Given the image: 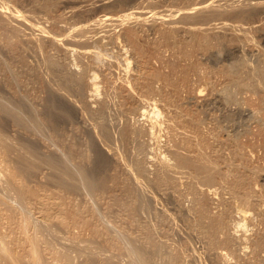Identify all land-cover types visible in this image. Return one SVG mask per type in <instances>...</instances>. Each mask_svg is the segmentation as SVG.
Listing matches in <instances>:
<instances>
[{
  "label": "rangeland",
  "instance_id": "obj_1",
  "mask_svg": "<svg viewBox=\"0 0 264 264\" xmlns=\"http://www.w3.org/2000/svg\"><path fill=\"white\" fill-rule=\"evenodd\" d=\"M206 1V0H205ZM208 1V0H207ZM211 1V6H210V9L207 8L206 11H211L213 12L212 10H215L217 13L216 14H212L210 15L209 17H207V19H204V20H208L209 18V26L211 27V25L214 27V29H219L218 31V35L214 32V31H210L211 32H214L213 34L216 35V36H213V35H209V36H213L214 38H211L210 37V40L209 39H206L203 37L202 34H199L200 31L197 29V26H195L194 24H192L193 26L190 28H188L190 25L187 23V21L184 19L183 15L181 14L182 13V10L186 9L188 10L190 7H193V5H196V3L198 4L199 2H204V0H0V7L3 9L0 10V102L2 101L3 104H5L6 106L10 107L11 109H13L15 112H17L19 114V116H21V118L23 119V121L26 123L27 127H28V136L30 135V137L32 136L33 138H36L37 141L39 142V145H40V149H42L41 151H45V152H55V153H58V154H61L62 152H64V149H63V146L67 145L68 143L70 144H75L79 149L82 148L83 151H84V156H89L90 158V155H91V146L89 144V141H85L86 140V133H87V130H94V131H97L98 130V119L99 117L103 118L101 119L102 121H104L105 123H108L107 125L109 126V129H111V131L109 130V133H111L110 135H113L111 138L112 142H110V145H111V149L113 151V155L111 156V160H109V163L107 164V166L105 167V171L108 172V173H105L107 175H105L106 177V182H105V186L107 188L104 189V187L102 189H100L101 191L96 193L95 197L93 198L91 195H88L90 192L87 191V189L85 187H81L79 191H81L82 193L84 192L85 194H88L84 195L80 192H73V191H68L66 190L65 188L63 187H60V186H57L55 185V183L51 182L50 179H49V174L50 173H58L60 174V171H62L59 167L57 166H52L50 164H48V162H46L45 160L43 159H39L37 158V160L39 161V164H40V168L38 169L37 171V175H35L34 177H32V179L26 181V185L29 186V187H33L34 188V192L35 193H28V196L26 195L25 197V206L23 205V203H20L18 202V198L15 196V186H20V184L22 185L23 184V181L20 180L21 178H19L18 175H16L14 177V175H12V169H13V166H11V164L13 165V161L11 160V157H5L7 159L4 160V156H0V194H5L6 197H7V201H8V204H4L1 202L0 200V239L4 245L6 244L7 246H5L9 251L7 253H9L11 251L12 252H16L17 254L21 255L20 257H22V261L23 259L26 258V260H24L26 262V264L28 263V245L30 243V239L35 237H37V243H38V248L40 249V254L44 253V256L41 254L42 258L43 259H46V260H43L45 263L48 262V264H81L82 263V260H84L87 256V254H93L91 256H94V258L96 259L97 258V262L99 264H138L133 253L130 251V249H128V246H127V242H129V237H131V239L133 238V240L135 239V241L138 239L139 240V244L141 245H146L145 247H155V245L157 243L158 246H159V250L155 251L152 255V261L153 263L152 264H225L224 261L226 262V264H264V244H260L259 246V243L261 242L258 241L259 239V236H261L262 234H264V179H261L259 176H260V173L264 174V98H261L264 96V86L262 85V83H264V79H262V81H260L261 79L257 80L258 81V85L261 84V88H259V86L255 87V88H239L235 85H231V88L229 87V89L231 90H228V92H223V88L227 85L228 81H230V78L233 73H241L242 70L240 69H236L234 68V70H231L229 69V67L232 68V66H229V65H232L234 64V61H237L239 59H246L245 61L246 62H250V63H247V69L250 67V68H255V67H258L261 63V60L259 61L260 59V56H259V49L261 48L262 50H264V27H261V26H264V10L262 8V6H260V4H262L261 2L263 0H260L261 2H259L260 4H258L257 0H209ZM215 4H214V2ZM218 1V2H217ZM231 1V2H230ZM249 1V2H248ZM5 2V3H3ZM195 2V3H194ZM213 2V3H212ZM235 2V3H234ZM239 2V3H237ZM254 2V3H252ZM255 2L257 3V5H255ZM223 3V4H222ZM225 3V4H224ZM226 3L228 4V6L226 5ZM230 3V5H229ZM232 3V4H231ZM234 3V4H233ZM250 3V5L248 4ZM6 4V6H5ZM221 4V5H220ZM5 7H4V6ZM8 5V6H7ZM10 5V6H9ZM155 5V6H153ZM226 5V6H225ZM236 5V6H235ZM240 7H239V6ZM14 8H13V7ZM151 6V7H150ZM158 6V7H157ZM166 6V7H165ZM183 6V7H182ZM188 8H187V7ZM216 6V7H219L218 8H215L213 9V7ZM221 6H223L222 8L225 10H223L221 8ZM230 6V7H229ZM235 6L234 8H238L239 10L240 9H249L253 14H251V16L249 15V17L247 16V18H241L242 16H239L236 15V13H234V11H238V9H233L232 7ZM238 6V7H237ZM251 6V7H250ZM259 8H258V7ZM6 7H10V8H6ZM133 7V8H132ZM139 7L142 9L145 10V8L147 10L145 11H148L151 9H153V7H155V10L157 8V11H163L164 12H173L174 10L178 11L177 13H175L174 11V16H173V20L170 19V20H160V19H157V18H153L152 16H150L151 12L148 13L147 15V18L145 22L143 23H140V21H135L132 16H129L131 18H127L126 22L124 21L123 23L119 24V25H115V24H111V30L114 32H107L108 33V37H107V34L105 33L106 31H109L110 30V27L106 26L107 24L105 23V26L102 22L99 23V21L96 20L97 18V15L99 16L100 13H104L102 12L103 10L107 11L106 13H113V15L115 14V11L118 13L117 16H119L120 14H122V11L124 10V12L126 13V11L130 12V10H135V9H139ZM167 11H166V9ZM186 7V8H185ZM226 7V8H225ZM242 7V8H241ZM244 7V8H243ZM257 7L256 9L253 10V8ZM163 8V9H162ZM170 8V10H169ZM172 8V9H171ZM175 8V9H174ZM177 8V9H176ZM182 8V9H181ZM212 8V9H211ZM5 9V10H4ZM18 10V13H22V17H23V20L24 23L21 24V22H18L17 19L15 18H11V16L9 15L11 13V10ZM121 9V10H119ZM123 9V10H122ZM209 9V10H208ZM229 9V10H228ZM9 10V11H8ZM12 10V11H13ZM119 10V11H118ZM173 10V11H171ZM233 10V12H232ZM248 10V11H249ZM4 11L5 14H4ZM109 11V12H108ZM121 11V12H120ZM190 12L193 13L194 11V15L195 14H198V12L196 13V11L192 8L189 9ZM220 11V12H219ZM222 11L224 13H222ZM230 11V12H229ZM258 13H257V12ZM262 11V12H261ZM7 12H10V13H7ZM123 12V14H124ZM167 12V13H168ZM169 12V13H170ZM219 12V13H218ZM99 13V14H98ZM226 13V14H225ZM254 13L256 14L255 17L253 16ZM95 16H93V15ZM220 17H219V15ZM232 14V15H231ZM261 16H260V15ZM25 15V16H23ZM92 17H91V16ZM116 15V14H115ZM114 15V16H115ZM180 15V16H179ZM182 15V16H181ZM193 14H191L192 16ZM229 15V16H228ZM236 17H235V16ZM122 16V15H120ZM119 16V17H120ZM150 16V17H149ZM232 16V17H231ZM253 16V17H252ZM263 16V17H262ZM9 17V18H8ZM21 17V18H22ZM116 17V16H115ZM117 17V18H119ZM153 19H152V18ZM183 17V19H182ZM224 17V18H223ZM227 17V18H225ZM238 17V18H237ZM257 17V18H256ZM6 18V19H5ZM35 18V19H34ZM89 18V20H88ZM93 20H92V19ZM121 18V17H120ZM149 18V19H148ZM215 18V20H214ZM221 18V19H220ZM233 18V20H232ZM237 18V19H236ZM241 18V19H240ZM253 18V19H252ZM260 18V19H259ZM11 19V20H10ZM13 19V21H12ZM32 19V20H31ZM85 19V20H84ZM131 19V21H130ZM155 19V20H154ZM157 19V20H156ZM180 19V20H179ZM240 19V20H239ZM36 20V22H35ZM40 20V21H38ZM80 20V21H79ZM95 20V21H94ZM130 22H129V21ZM150 20V21H149ZM172 20V21H171ZM177 20V21H176ZM201 20V19H199ZM203 20V19H202ZM219 20V21H218ZM222 20V23H226L225 25H229L230 26V23H231V20L232 22L234 21L235 25L237 24H241L243 25L245 28L246 27H251L252 31L251 32H248L247 34L250 36L249 33H252L253 31V34L251 37L252 40H250L251 42H247L248 40V35L245 36L244 38L241 37V36H236V34L233 33L232 35V32L231 30H229V27H221L223 26L222 24L219 25L218 22L220 23V21ZM229 20V24H228V21ZM237 20V21H236ZM247 20V21H246ZM251 20V21H250ZM80 23H79V22ZM91 21V23H90ZM94 21V23L92 22ZM135 21V23H133ZM157 21V22H156ZM184 21V22H183ZM186 21V22H185ZM218 21V22H217ZM224 21V22H223ZM226 21V22H225ZM241 21V23L239 22ZM28 22V23H27ZM141 24L142 25V28L141 26L138 24ZM172 22L174 24L173 27V30H170L168 28V23ZM179 22V23H178ZM185 25H188L186 26L188 29L186 31V28L185 26H181L182 24ZM211 22V23H210ZM215 22L217 23L216 25ZM248 22V23H247ZM27 23V24H25ZM41 23V24H40ZM99 23V24H97ZM133 23V24H132ZM153 23V24H151ZM158 23V24H157ZM180 24V25H177V24ZM234 23L231 25H234ZM237 23V24H236ZM246 23V24H245ZM253 25L254 28L256 29H253V26L250 25ZM9 24V26H8ZM24 24V26H23ZM32 26H31V25ZM73 24H76L73 25ZM86 24V26H85ZM90 24H93V26H91ZM100 24L103 26L101 27ZM126 24V25H125ZM136 24V25H135ZM143 24L145 25L143 26ZM164 24V25H163ZM168 24V25H167ZM176 24V25H175ZM249 24V25H247ZM11 25V26H10ZM35 25V26H34ZM60 25V26H59ZM64 25V26H62ZM66 25V27H65ZM71 25V26H70ZM80 25V26H78ZM82 25H84L85 27H83ZM89 25V26H88ZM98 27H97V26ZM150 25V26H149ZM164 27H162V26ZM167 25V26H166ZM220 28H219V26ZM247 25V26H246ZM29 26V27H28ZM37 26V27H36ZM68 26V28H67ZM74 26V28H73ZM83 29H76V27H81ZM91 26V27H90ZM94 26H96L94 28ZM116 26V28H115ZM125 26V27H123ZM155 26V27H154ZM184 27V31L183 29H180V27ZM217 26V27H216ZM8 27H11L9 29H7ZM46 27V28H45ZM67 30H65L64 29ZM93 27V28H92ZM105 27V28H104ZM109 29H107V28ZM121 27V28H120ZM133 27V29H132ZM138 27V28H137ZM157 27V28H156ZM167 27V28H166ZM211 27V28H213ZM35 28V29H34ZM37 28H39V31ZM44 28V29H43ZM58 28H60L58 30ZM70 28V29H69ZM89 30H88V29ZM98 28L102 29V30H99ZM126 30L127 28V31H131L134 35L135 40L137 41L138 43V46L140 47V50H138L137 48H134V46H132V43H128V39L125 38V36H123L121 33L123 31H125L124 29ZM135 28V29H134ZM146 28H149V29H144ZM162 30H160V29ZM166 30H164V29ZM178 28V29H177ZM227 28V30H226ZM33 29V30H32ZM72 29V30H71ZM93 29V30H91ZM197 29V30H196ZM220 29H223L225 30L223 32V30L221 31ZM261 29V30H260ZM13 30V31H11ZM37 30V31H36ZM44 30V31H43ZM49 30L51 32H49ZM85 30V31H84ZM89 31V32H86V31ZM106 30V31H105ZM115 30V31H114ZM119 30V31H118ZM137 30V31H136ZM142 32H141V31ZM150 30V31H149ZM175 30V31H174ZM8 31V32H7ZM32 31V32H30ZM97 31V32H96ZM122 31V32H121ZM151 31H154V32H151ZM162 33H161V32ZM165 31V32H164ZM172 31V34L170 36H167L169 35V32L171 33ZM199 31V32H198ZM227 31V33H225ZM229 31V32H228ZM15 32V33H13ZM45 32V33H43ZM55 32V34L57 35V37H61L64 42L62 41V39L60 38V42L61 43H58L59 45H52L50 43H47V40H42V38H40V34L43 33V34H48V35H53V33ZM71 32H73L75 35H73ZM78 32V33H76ZM84 32V33H83ZM93 32V33H92ZM139 32V33H138ZM141 32V33H140ZM145 32V34H144ZM149 32V33H148ZM184 32V33H182ZM191 32V33H190ZM198 32V35H195L197 34ZM263 32V33H262ZM13 33V34H12ZM38 33V34H37ZM51 33V34H50ZM62 33V34H61ZM68 33V34H66ZM71 33V34H70ZM91 35H90V34ZM98 33V35H97ZM101 35H100V34ZM105 34L106 37H104L103 35ZM119 33V34H118ZM143 33V34H142ZM178 33V34H177ZM187 33V34H186ZM222 33V34H221ZM10 34V36H9ZM15 34V35H14ZM35 34V35H34ZM60 34V35H58ZM78 34V35H77ZM85 34V35H84ZM138 34V35H137ZM149 34V35H148ZM160 36H159V35ZM166 34V35H165ZM175 34V35H174ZM183 34V35H182ZM226 34V35H225ZM17 35V36H16ZM33 37H32V36ZM39 35V37H37ZM55 35V36H56ZM137 35V36H136ZM141 35V36H140ZM225 35V36H224ZM7 36H9L7 38ZM30 36V37H29ZM68 36V37H66ZM73 36V38H80L79 40L81 41V36L83 41L81 42H78V43H74L76 46H74V44H71V43H67L66 40H69L71 39ZM78 36V37H77ZM97 36V37H96ZM116 36V39L114 38ZM143 36V37H142ZM149 36V37H148ZM163 37L162 39L161 38H158L162 41H159L157 38L155 37ZM166 36V37H165ZM172 36V37H171ZM182 36V37H181ZM188 36V37H187ZM191 36V37H189ZM200 36V37H198ZM222 36V37H221ZM230 36V37H229ZM256 36V37H254ZM12 37V38H11ZM15 37V39H14ZM17 37V38H16ZM32 37V38H31ZM66 37V38H64ZM85 37V38H84ZM93 37V38H92ZM101 37V38H100ZM142 37V39H141ZM171 37V38H170ZM204 38L201 39V38ZM220 37V38H219ZM247 37V38H246ZM19 38V39H18ZM23 38V39H22ZM38 38V39H36ZM100 38V39H99ZM104 38V39H103ZM125 38V39H124ZM173 38V39H172ZM180 38V39H179ZM196 40H195V39ZM197 38H199V40H197ZM207 38V37H206ZM228 38V40H226ZM241 42H240V40ZM250 38V39H251ZM255 38V40H254ZM7 39V40H6ZM22 39V41H21ZM25 39V40H24ZM37 40V42L35 40ZM106 39V40H105ZM140 41H139V40ZM148 39V40H147ZM154 39V40H153ZM186 39V40H185ZM190 39V40H188ZM193 41H192V40ZM213 39L215 40V43L213 41ZM234 39H237L234 41ZM24 40V41H23ZM27 40V41H26ZM98 40V41H97ZM101 40V41H100ZM115 40V41H114ZM150 40V41H149ZM178 40V41H177ZM186 42H185V41ZM218 40V41H217ZM220 40V41H219ZM6 41V42H4ZM13 41V42H12ZM31 41H34L35 42V45L34 43H32ZM118 41V42H117ZM124 41V42H123ZM152 41V42H151ZM159 41V42H158ZM166 43H165V42ZM170 41V42H169ZM202 43H201V42ZM206 41V42H205ZM222 41V42H221ZM239 41V42H237ZM245 41V42H244ZM249 41V40H248ZM12 42V43H11ZM58 42V40H57ZM66 42V43H65ZM85 42V44H84ZM90 42V43H88ZM109 42V43H108ZM118 43L117 45L115 43ZM123 42V43H122ZM146 42V43H145ZM158 42V43H156ZM161 42V43H160ZM173 44H172V43ZM179 42V43H178ZM190 42V43H189ZM209 42V43H207ZM225 42V43H224ZM235 42V43H234ZM10 43V44H9ZM21 43V44H20ZM29 43V44H28ZM32 43V44H31ZM38 43V44H37ZM44 43V44H43ZM69 47V49H73V51H70L69 52L65 51L66 49L68 50L67 47H65V50L63 51L62 50V47L64 49V46H66L65 44ZM81 43V44H80ZM149 43V44H148ZM156 43V44H155ZM176 46H175V44ZM181 43V44H180ZM193 43V44H192ZM199 43H200V46H199ZM214 43V44H213ZM218 43V44H217ZM221 45H220V44ZM227 43V44H226ZM244 43V44H242ZM247 43V45H246ZM5 46H4V45ZM9 44V45H7ZM11 44H13V46H11ZM16 44V45H15ZM24 44V45H22ZM41 44V45H39ZM47 44H50L47 46ZM61 44H63V46H61ZM80 44V46H79ZM88 44V46H86ZM108 44V45H106ZM145 44V46H141V45ZM169 44V45H168ZM179 44V46H178ZM185 46H184V45ZM192 44V45H191ZM213 46H211V45ZM217 44V46H216ZM240 44V45H239ZM35 46V48L33 46ZM43 45V47H41ZM73 45V46H72ZM83 45V46H81ZM112 47H111V46ZM114 45V46H113ZM123 45V47H122ZM154 45V47H153ZM156 45V46H155ZM165 45V46H164ZM204 45V47H203ZM207 45V46H206ZM234 45V46H233ZM236 45L238 47H236ZM243 45V46H242ZM257 45V46H256ZM260 45V46H258ZM4 46V47H3ZM11 46V47H10ZM39 46V47H38ZM59 46V47H58ZM61 46V48H60ZM88 47L87 49L86 48H82V47ZM118 48H117V47ZM164 48V49H161L159 47ZM164 46V47H163ZM202 46V47H201ZM227 46V47H226ZM232 46V47H230ZM241 46V47H240ZM255 46V47H254ZM26 47V48H25ZM29 47V48H28ZM45 47V48H44ZM72 47V48H71ZM77 47V48H76ZM111 47V48H110ZM127 47V48H125ZM143 47V48H142ZM175 47V48H174ZM178 47V48H177ZM193 47V48H192ZM243 47V49H242ZM246 47V48H245ZM256 47H258L257 49L259 51H257ZM8 48V49H7ZM33 48V49H32ZM58 48H60L58 50ZM82 48V49H81ZM114 48V50H113ZM120 48L122 49V51H120ZM134 48V49H132ZM146 48V49H144ZM170 48V49H169ZM185 48V49H184ZM199 48V49H198ZM206 48V50H205ZM225 48V49H224ZM240 48V49H239ZM249 48V49H248ZM254 50H253V49ZM36 49V50H35ZM38 49V50H37ZM52 49V51H51ZM78 49V50H77ZM89 49V50H88ZM153 49V51H151ZM158 53H157V51ZM167 49V50H166ZM178 51H176V50ZM182 49V50H181ZM190 49V50H189ZM194 49V50H192ZM198 49V50H197ZM224 49V50H223ZM12 50V51H11ZM22 50V52H21ZM30 50V51H29ZM43 50V51H42ZM81 50V51H80ZM87 50L86 53H80V52H83V51ZM130 52H128V51ZM146 50V51H145ZM156 52H155V51ZM170 50V51H169ZM188 54H186L184 51ZM200 50H201V53H200ZM215 50V51H214ZM256 50V51H255ZM8 51V52H7ZM18 51V52H17ZM41 51V52H39ZM49 51V52H48ZM76 51H79V52H76ZM125 51V52H124ZM132 51V52H131ZM136 51H139L138 53ZM142 51V52H141ZM162 51H166L165 53L162 52ZM174 51V53H173ZM189 51V53L187 52ZM194 51V52H193ZM220 51V52H219ZM228 51V52H227ZM246 53H244V52ZM251 51V53H250ZM21 52V54L19 53ZM27 52V53H26ZM38 52V53H37ZM45 52V53H44ZM66 52V54L64 53ZM75 52V53H74ZM119 52L120 55H119ZM127 52V53H126ZM161 52V54L159 53ZM255 52V53H254ZM35 55H34V54ZM54 53V54H53ZM70 53H71V56H70ZM73 53V54H72ZM80 53V54H79ZM126 53V54H125ZM141 53V54H140ZM152 53V54H151ZM181 53V54H180ZM204 53V55H203ZM206 53V54H205ZM208 53V54H207ZM218 53V54H217ZM233 53V54H232ZM235 53V54H234ZM243 53V54H242ZM257 53V54H256ZM46 55V57L44 55ZM68 54V55H67ZM79 54V55H77ZM131 54V55H129ZM137 54V56H136ZM153 55V56H149V55ZM179 54V55H178ZM192 54V56H191ZM195 54V55H194ZM252 54V55H251ZM254 54V55H253ZM30 55V56H29ZM54 55V56H53ZM65 55V56H64ZM73 55V56H72ZM82 55V56H81ZM126 55V56H125ZM139 55V56H138ZM146 55V56H145ZM154 55H156L154 57ZM161 55H162V58H161ZM168 55V57H167ZM172 55V56H171ZM187 55V56H186ZM194 55V56H193ZM202 55V56H201ZM216 55V56H215ZM245 55L247 56V58L245 57ZM10 56V57H9ZM24 56V57H23ZM26 56V57H25ZM34 56V57H33ZM41 56V58H39ZM44 56V57H43ZM50 56V57H48ZM128 56V57H127ZM131 56V57H130ZM149 56V57H148ZM165 56V57H164ZM189 56V57H188ZM196 56V57H195ZM199 56V57H198ZM205 58H204V57ZM14 57V58H13ZM19 57V58H18ZM53 57V59H52ZM57 57V59H56ZM64 57V58H63ZM78 59L76 60L75 58ZM126 57V58H124ZM164 57V58H163ZM201 57V58H200ZM240 57V58H239ZM252 57V58H251ZM7 58H11L13 60H9ZM27 58V59H26ZM41 60H39V59ZM49 58V59H48ZM66 58V59H65ZM86 58V59H85ZM130 58V59H129ZM133 58V59H131ZM135 58V60H134ZM143 58V59H142ZM151 58V59H150ZM154 58V59H153ZM172 58V59H171ZM182 58V59H181ZM191 58V59H190ZM198 58L200 61H198ZM233 58V59H232ZM237 58V59H236ZM259 58V59H258ZM20 59V61H19ZM44 59V60H42ZM45 59H47L46 61L52 59L53 61L50 60V62H44ZM90 59V60H89ZM146 59V60H145ZM175 59V60H174ZM197 59V60H196ZM231 59V60H230ZM251 59V60H250ZM62 60V61H61ZM73 60V61H71ZM155 60V61H154ZM163 60V61H162ZM168 63H166L165 62ZM170 60V61H169ZM179 60V61H177ZM186 60V61H185ZM190 60V61H189ZM192 60V61H191ZM195 60L197 62H195ZM42 61L44 62V64L46 63V67L43 66L41 63ZM57 63H56V62ZM61 63H60V62ZM64 61V63H63ZM68 63H66V62ZM72 63H71V62ZM126 61V62H125ZM147 61V62H146ZM158 61V63H156ZM181 61V62H180ZM194 61V63H192ZM232 63H230V62ZM256 64H253L255 63ZM13 62V63H11ZM27 62V63H25ZM30 62V64H29ZM41 62V63H40ZM51 62L55 64V66H57V71L54 70L51 68ZM59 62V63H58ZM81 62V63H80ZM94 62V63H93ZM125 62V63H124ZM130 62V63H129ZM152 62V63H151ZM159 62H162V63H159ZM172 62V63H171ZM179 62V64H178ZM184 62V63H183ZM199 62V63H198ZM229 62V63H228ZM34 63V64H33ZM39 63V65H38ZM76 66H75V64ZM84 63V65H83ZM86 63V64H85ZM145 63V64H144ZM164 63V64H163ZM191 63V64H190ZM196 63V64H195ZM22 64V65H20ZM28 66H27V65ZM90 64V66H88ZM126 66H125V65ZM133 64V65H132ZM162 64V65H161ZM194 64V65H192ZM203 65L200 67V65ZM252 64H253V67H252ZM17 65H18V68H17ZM36 68H35V66ZM48 65V66H47ZM61 65V68L60 66ZM87 65V66H86ZM146 65V66H145ZM170 67V68H168ZM179 65V66H178ZM182 67H181V66ZM196 65V67H195ZM2 66V67H1ZM20 66V67H19ZM27 66V67H25ZM31 66V67H30ZM64 66V67H63ZM69 66V67H68ZM92 66V67H91ZM98 66V67H97ZM129 66V69L128 68H124V67H127ZM133 66V67H132ZM152 66V67H150ZM163 66V67H162ZM166 68H165V67ZM189 68H188V67ZM199 66V67H198ZM229 66V67H228ZM33 67V68H32ZM50 67V69H49ZM72 67V68H71ZM75 67H78V68H75ZM86 67V68H85ZM132 67V68H131ZM144 69H143V68ZM159 67V68H157ZM179 67V68H178ZM181 67V68H180ZM195 67V68H194ZM227 67V68H226ZM22 68H24L23 70H21ZM44 69V72L43 70L41 69ZM61 70H59V69ZM69 68V69H68ZM71 68V69H70ZM92 68V70H91ZM95 68V69H94ZM149 68V69H147ZM151 68V69H150ZM162 68V69H161ZM183 68V69H182ZM34 71H33V70ZM40 69V70H39ZM95 71H94V70ZM126 69V70H125ZM133 69V70H132ZM158 71V73L156 74V70ZM175 69V70H174ZM192 69V70H191ZM199 69V70H198ZM208 69V70H207ZM223 69V70H222ZM230 71L231 72V76H230ZM13 70V71H12ZM37 70V71H36ZM40 72H39V71ZM51 70V72H50ZM59 70V71H58ZM66 73H73L75 74L76 72V75L80 76L81 78H85L83 79L84 83L82 82V92L79 94L77 93L76 94V91L75 89H73V93L77 96H75L72 91L70 93H72L75 101H73L72 99H70L72 101V103L74 102L75 104L77 103V106H75V110L77 109H80L79 110V113H78V110L77 112L74 111V112H71L72 115L74 116L75 112V116L71 118V121L69 123H67V125H64L63 127V139L62 141L60 140V142H58L55 137H52L53 135L51 134V130L50 128L48 127V125L44 122V120H42V114H41V111L40 109L42 108V102H43V97L45 95V92H44V89L42 88V85L41 84H44L45 87L48 85H46V82L49 81V86H51L52 88H54L53 90L56 89L57 90H63L61 89V86H60V83L59 86L56 88V82L59 81L58 77L59 75L62 73H60V71H63ZM68 70V71H67ZM77 70V71H76ZM85 70V71H84ZM100 70V71H99ZM142 70V71H140ZM173 70L175 72H173ZM179 70V71H178ZM201 70V71H200ZM202 70H205V71H202ZM221 70V71H220ZM36 71V73H35ZM48 71V72H47ZM54 74H53V72ZM71 71V72H70ZM92 71V72H91ZM105 73H104V72ZM147 71H150V72H147ZM162 71V72H161ZM169 71V72H168ZM183 71V73H182ZM210 71V72H208ZM219 71V72H218ZM234 71V72H233ZM20 74H19V73ZM28 72V73H27ZM31 72V73H30ZM39 72V73H37ZM43 74H40L42 73ZM50 72V75H48V73ZM58 72V73H57ZM79 72V74H77ZM83 74V77H82V74ZM136 72V73H135ZM141 72V73H139ZM155 74H154V73ZM185 72H186V75H185ZM201 72V73H200ZM217 72V73H216ZM227 72V74L225 73ZM233 72V73H232ZM35 73V74H34ZM60 73V74H59ZM91 73H93V79L94 77H96V81H95V85L93 86V88L91 89L89 86V84H86V78H89ZM97 76H96V74ZM126 73V74H125ZM134 73V74H133ZM143 73V75H141ZM152 73V74H149ZM170 73V74H168ZM172 73V74H171ZM181 73V74H180ZM191 73V74H190ZM207 75H206V74ZM216 73V74H215ZM219 73V74H218ZM225 73V75H224ZM17 74V75H16ZM29 74H31L29 76ZM40 74V75H39ZM57 77H56V75ZM81 74V75H80ZM95 74V75H94ZM102 76V77H100ZM132 74V75H130ZM160 74V75H159ZM212 74V75H211ZM16 75V76H15ZM28 75V76H27ZM48 75V77H47ZM55 75V76H54ZM89 75V77H88ZM107 75V76H105ZM135 75V76H133ZM156 75V76H154ZM163 75V76H162ZM167 75V76H166ZM177 75V76H176ZM182 75V77H181ZM220 75V76H219ZM229 75V76H228ZM23 76V78H22ZM25 76V77H24ZM46 76V77H45ZM87 76V77H86ZM113 76V77H112ZM122 76V77H121ZM130 76V77H128ZM137 76V77H136ZM140 76V77H139ZM144 76V77H143ZM193 76V77H192ZM214 76V78H213ZM29 79H28V78ZM50 78H54L55 80L53 81L52 80H49L46 81V79ZM139 77V78H138ZM151 77V79H150ZM154 77H156L157 79H154ZM164 77V78H163ZM170 77V78H169ZM180 77L182 79H180ZM211 77V78H210ZM219 77L221 79H219ZM229 80H228V78ZM22 78V79H21ZM28 80H27V79ZM32 78V79H31ZM37 78V79H36ZM45 79V80H42ZM128 78V79H126ZM167 78V80H166ZM172 78L174 80H172ZM177 78V79H176ZM204 78V79H203ZM206 78V80H205ZM104 79V80H102ZM126 79V80H125ZM138 79V80H137ZM180 79V81H179ZM187 79V81H186ZM189 79V80H188ZM193 79V80H192ZM214 79V81H213ZM223 79V80H222ZM4 80V81H3ZM23 80V81H22ZM37 80V81H36ZM142 80V81H141ZM154 80V81H153ZM182 80V81H181ZM197 80V81H196ZM200 80V81H199ZM222 80V81H221ZM225 80V81H224ZM228 80V81H227ZM40 81V82H39ZM42 81V82H41ZM53 81V82H51ZM101 81V82H100ZM110 81V82H108ZM121 81V82H120ZM133 83H132V82ZM137 81V82H136ZM160 81V82H159ZM164 81V83L162 82ZM167 81H169L168 83H166ZM172 81V82H171ZM178 83H177V82ZM196 81V82H194ZM1 82H2V85H1ZM23 82V84H22ZM39 82V83H38ZM113 82V83H112ZM172 85H171V83ZM175 82V83H174ZM188 82V83H187ZM194 82V83H192ZM224 82V83H223ZM54 83V84H52ZM56 83V84H55ZM99 83V84H98ZM103 83V84H102ZM107 85H106V84ZM117 83V84H116ZM126 85H125V84ZM156 83H158L157 85H155ZM162 83V84H161ZM182 83V84H181ZM186 84V86L184 84ZM202 83V84H201ZM221 85H220V84ZM260 83V84H259ZM31 84V85H30ZM38 84V85H37ZM57 84V85H58ZM105 84V85H104ZM116 84V85H115ZM123 84V85H122ZM133 84V85H132ZM150 84H151V87H150ZM153 84V85H152ZM194 84V85H193ZM196 84V85H195ZM204 84V85H203ZM218 84V85H217ZM223 84V85H222ZM226 84V85H225ZM7 85V86H6ZM43 85V86H44ZM55 85V86H54ZM99 85V86H98ZM115 85V87H114ZM130 85V86H129ZM147 85V86H146ZM174 85V86H173ZM179 85V86H178ZM40 86V87H38ZM84 86V87H83ZM97 88L98 86V90H96L94 92V88ZM107 86V87H106ZM109 86V87H108ZM145 86V87H144ZM153 86V87H152ZM159 86V87H158ZM165 86V87H164ZM177 86V88L175 87ZM181 86V87H180ZM183 86V87H182ZM188 86V87H187ZM198 86V87H197ZM204 86V87H203ZM217 88H216V87ZM233 86L235 87V89L233 88ZM113 87V88H111ZM141 87V88H140ZM158 87V88H157ZM179 87V88H178ZM193 87V89H192ZM196 89V92H195V89ZM210 87V88H208ZM7 88V89H5ZM34 88V89H33ZM38 88V90H37ZM59 88V89H58ZM99 88H100V91H99ZM132 88V89H131ZM137 90H136V89ZM145 88V89H143ZM152 88V89H151ZM157 88V89H156ZM162 88V89H161ZM167 88V89H165ZM188 88V89H187ZM214 88V89H213ZM222 88V89H221ZM257 88V90H255ZM43 89V90H42ZM90 89V90H88ZM102 89V91H101ZM116 89V90H114ZM141 91H140V90ZM147 89V90H146ZM155 89V90H154ZM170 89V91L168 90ZM184 89V90H183ZM207 89V90H206ZM210 89V90H209ZM212 89L214 91H212ZM220 89V90H219ZM236 89L237 91L239 90V92H236ZM250 89H254V90H250ZM32 90V91H31ZM35 90V91H33ZM42 90V92L40 91ZM59 90V91H60ZM87 92H86V91ZM93 90V91H92ZM111 90V92L109 93V91ZM123 90V91H122ZM128 90V91H127ZM139 90V92H138ZM144 90V91H143ZM148 91V93L150 94V92H152L150 95L148 93L145 92ZM154 90V91H153ZM159 90V91H158ZM161 90V91H160ZM183 90V91H182ZM187 90H190L189 93L187 92ZM222 90V91H221ZM241 90V91H240ZM250 90V91H249ZM260 90H263V91H260ZM10 92V93H7V92ZM133 91V92H132ZM135 91V92H134ZM155 91H156V94H155ZM157 91L159 92V94L157 93ZM177 91V93H176ZM206 91V92H205ZM211 91V92H210ZM234 91L236 92L234 94ZM244 91V92H243ZM94 92V93H93ZM97 92V93H96ZM117 92V93H116ZM125 92V93H124ZM143 92V93H142ZM182 92V93H181ZM193 92V93H192ZM195 92V94H194ZM221 92V94H220ZM223 92V93H222ZM232 92V93H231ZM246 92V93H245ZM249 92V93H247ZM38 93V94H37ZM42 93L44 95H42ZM69 93V95H70ZM98 95H96V94ZM106 93V94H105ZM116 95H114V94ZM124 93V94H123ZM128 93V94H127ZM145 93V94H144ZM162 93V94H161ZM187 95H185V94ZM210 93V94H209ZM225 93V94H224ZM251 93L252 96H251ZM10 94V95H9ZM34 94V95H33ZM94 94V95H93ZM122 94V95H121ZM140 96H139V95ZM148 94V95H147ZM158 94V95H157ZM197 94V95H196ZM201 94H203L201 96ZM207 96H205V95ZM209 94V95H208ZM222 94L224 95H227V96H223ZM232 94V95H231ZM14 97L12 99V97ZM23 95V96H22ZM31 97H30V96ZM79 95V97H78ZM91 97H90V96ZM100 95V96H99ZM102 95V96H101ZM105 97H104V96ZM146 95V96H145ZM168 95V96H166ZM180 95V96H179ZM183 95V96H182ZM193 95V97H192ZM215 95V96H214ZM223 97H222V96ZM239 95V96H237ZM255 95V96H254ZM12 96V97H11ZM43 96V97H42ZM70 97L69 98H73V97ZM89 96V97H88ZM96 98H93L95 97ZM111 96V97H110ZM139 96V97H138ZM159 96V97H158ZM201 96V97H199ZM210 96V97H208ZM234 96V97H233ZM37 99H35V98ZM39 97V98H38ZM87 97V98H86ZM103 97V98H102ZM108 97V98H107ZM130 97V99H129ZM140 99V98H142ZM147 97H148V100H147ZM154 99H153V98ZM157 97V98H156ZM161 97V98H160ZM173 98V101H172V98ZM178 97V98H177ZM182 97V98H180ZM195 97V98H194ZM214 99H213V98ZM241 97V98H240ZM245 97V98H244ZM16 98H19L20 100L24 101V103L26 104L27 108H24L20 105V103L18 101H16L15 99ZM32 98V99H31ZM34 98V99H33ZM79 98H81V100H85L87 103L91 102V106L89 104V107L91 108H87L85 106V104L83 105V101H81ZM89 98V99H88ZM90 98H93V99H90ZM113 98V99H112ZM119 100H118V99ZM127 98V99H126ZM176 98V99H175ZM187 98V99H186ZM190 98V99H189ZM194 98V100H193ZM202 100H201V99ZM205 98V100H203ZM220 98V99H219ZM228 98V100L226 99ZM235 98V100H234ZM244 98V100H243ZM30 99V100H29ZM40 99V101H39ZM87 99V100H86ZM95 99V100H94ZM99 99L101 102H99ZM112 101H111V100ZM125 99V100H124ZM135 99V100H134ZM137 99V101H136ZM139 99V101H138ZM150 99V101H149ZM154 101H153V100ZM163 99V101H162ZM165 99V100H164ZM170 101H169V100ZM178 99V100H177ZM36 100V101H35ZM78 102H77V101ZM104 100V101H103ZM118 100V101H116ZM142 100V101H141ZM160 100V101H159ZM180 100V101H179ZM207 100V102H206ZM221 100V101H220ZM247 100V102H245ZM263 100V101H262ZM96 101V103L94 102ZM124 101V102H123ZM145 101V102H143ZM153 101V102H151ZM179 101V103H178ZM198 101V102H197ZM205 101V102H204ZM230 103H229V102ZM263 103H262V102ZM30 102V103H29ZM81 102V103H79ZM110 102V103H109ZM115 102H116V105H115ZM120 102V104H119ZM143 104H142V103ZM160 102V103H159ZM163 102V103H161ZM170 102V103H168ZM174 102V103H173ZM177 102V103H176ZM196 104H195V103ZM235 102V103H234ZM114 103V104H113ZM122 103V104H121ZM131 103V104H130ZM133 103V104H132ZM136 103V105H135ZM139 103V104H138ZM158 103L160 106H158ZM168 103V104H167ZM251 103V104H250ZM39 104V105H38ZM80 104V106L78 105ZM82 104V105H81ZM92 104L94 105L92 107ZM106 104V106H105ZM113 104V106H112ZM119 104V105H117ZM142 104V106L140 105ZM163 104V105H162ZM172 104V105H171ZM175 104V105H174ZM181 104V105H180ZM185 104V106H184ZM189 104V105H188ZM193 104V105H192ZM226 104V105H225ZM229 104V105H228ZM233 104V105H232ZM238 104V105H237ZM32 105V106H31ZM35 105V106H34ZM99 105V107H98ZM128 105V107L126 106ZM139 105V110L137 107ZM178 105H180L178 107ZM195 105V106H194ZM231 105V106H230ZM262 105V106H261ZM101 106H105V110L103 111L104 107L102 108ZM108 106H110L111 108H109ZM116 106V107H115ZM136 106V108H134ZM154 106V107H152ZM167 106V107H166ZM193 106H194V109H193ZM255 106V107H254ZM79 107V108H77ZM85 107V108H84ZM101 107V109H100ZM120 107V108H118ZM133 109H132V108ZM160 107V109H159ZM162 107V108H161ZM164 107H166L167 109H165ZM178 107V108H176ZM197 107V108H196ZM36 110H35V109ZM40 108V109H38ZM87 108V109H86ZM92 108L94 109H98L97 110H93ZM144 108V109H143ZM152 108V110H151ZM185 108V109H184ZM189 108V109H188ZM196 108V109H195ZM251 108V109H249ZM255 108V110H254ZM262 108V109H260ZM26 109H28L29 111H27ZM86 110V112H84V110ZM121 109V110H119ZM132 109V110H131ZM138 109V112L137 113L136 111ZM165 109V110H163ZM181 109V110H180ZM199 109V111H197ZM201 109V110H200ZM257 109V110H256ZM93 110V111H92ZM100 110L102 112H100ZM113 110H114V113H113ZM145 110V113H143ZM161 114L162 112V118L161 116H159L158 113H156V111ZM173 110V112H171ZM176 110V111H175ZM187 110V111H186ZM191 110V111H190ZM259 110V111H258ZM108 111V112H107ZM119 111V112H118ZM151 111H154L151 112ZM168 111V112H166ZM185 113H183V112ZM242 111V112H241ZM259 113H258V112ZM83 112V114H81ZM101 114V115H99ZM117 112V113H116ZM124 112V113H123ZM129 114L126 115V113ZM187 112V113H186ZM199 112V113H198ZM201 112V113H200ZM253 114H252V113ZM257 112L258 115H255ZM40 113V114H39ZM74 113V114H73ZM78 113V114H77ZM86 113H89V117ZM92 113V114H91ZM93 113H95L93 115ZM98 115H97V114ZM105 113V114H104ZM107 113V115H106ZM112 113V114H111ZM116 113V115H115ZM123 113V114H122ZM148 113V114H147ZM150 113H151V116L153 117L154 114L155 116L157 117H160V118H152L150 116ZM170 113V114H169ZM184 115H182V114ZM192 113V114H191ZM195 113V115L193 114ZM203 113V115H202ZM205 113V114H204ZM208 113V114H207ZM223 113V114H222ZM230 113V114H229ZM114 114V115H113ZM118 114V115H117ZM121 114V115H120ZM145 114V115H144ZM153 114V115H152ZM176 114V115H175ZM181 114V115H179ZM216 114V115H214ZM87 115V116H86ZM90 115L93 117H90ZM105 115V116H104ZM113 115V116H111ZM149 115V116H147ZM178 115V116H177ZM193 115V117H192ZM200 115V117H199ZM214 115V116H213ZM218 115V116H217ZM99 116V117H98ZM108 116V117H107ZM126 116V117H125ZM135 116V117H134ZM139 116V117H138ZM169 116V119L166 118V117ZM172 116V117H171ZM186 116V117H185ZM209 116V117H207ZM81 117V118H80ZM83 117V118H82ZM87 117V118H85ZM97 117V119H96ZM110 117V118H109ZM120 117V118H119ZM141 117V118H140ZM151 117V118H150ZM179 117V118H178ZM189 119H188V118ZM219 117V118H218ZM261 117V118H260ZM108 118V119H107ZM138 118V119H136ZM142 118H144L145 120H142ZM172 118V120H171ZM182 118V119H180ZM186 118V119H185ZM199 118V119H197ZM235 118V119H234ZM32 119V120H31ZM87 119V120H86ZM94 119V120H93ZM105 119V120H104ZM141 119V120H140ZM174 119V120H173ZM177 119V120H176ZM253 119V120H252ZM80 120V121H78ZM117 120V121H115ZM137 120V121H136ZM156 120H159V121H156ZM163 120V121H162ZM167 120V121H166ZM182 120V121H181ZM189 120V121H187ZM194 120V121H193ZM212 120V122H211ZM216 120V123L213 122ZM225 120V121H224ZM234 120V121H233ZM89 121V122H88ZM91 121V122H90ZM97 121V123H96ZM100 121V120H99ZM111 121V122H110ZM133 121V122H132ZM145 124V128L144 126L141 127L140 123ZM161 121V122H160ZM165 121V122H164ZM172 123H171V122ZM177 121V122H175ZM180 121V122H179ZM190 121H192L190 123ZM197 121V122H196ZM200 121V122H199ZM224 121V122H223ZM227 121L229 123H227ZM240 121V122H239ZM245 121V122H244ZM247 121V122H246ZM76 122V123H75ZM79 122V124H78ZM86 122V123H85ZM114 122V123H113ZM175 122V123H174ZM199 122V123H198ZM203 124H202V123ZM206 122V123H205ZM220 122V124H219ZM238 122V123H237ZM250 122V123H248ZM93 123V125H92ZM110 123V124H109ZM126 123V124H125ZM130 123V124H129ZM163 123V124H162ZM186 123V125L184 124ZM188 123V124H187ZM207 123H209L208 125H206ZM242 123V124H241ZM11 124V123H10ZM66 124V123H65ZM78 124V125H76ZM82 124V125H81ZM87 124V125H86ZM95 124V125H94ZM116 125L115 128L112 129L113 125ZM156 126H155V125ZM160 124V125H159ZM162 124V125H161ZM167 124V125H166ZM179 124V125H178ZM227 124V125H226ZM230 124V125H229ZM72 125V126H71ZM81 125V126H80ZM90 125V127H89ZM97 125V126H96ZM111 125V126H110ZM114 125V126H115ZM129 125V126H128ZM139 125V126H138ZM210 125V126H209ZM220 125V126H219ZM234 125V127H233ZM83 126V127H82ZM87 128H85V127ZM120 126V127H119ZM137 126V127H136ZM147 126V127H146ZM164 126V127H162ZM184 126V128H183ZM188 126V127H187ZM209 126V127H208ZM219 126V127H218ZM239 126V127H237ZM256 126V127H255ZM12 127V128H11ZM75 127V128H74ZM93 127V128H92ZM119 127V128H118ZM124 128L125 131L128 133L127 136L128 137V142H130L131 144V141H132V146L133 147H130V144H128V142L122 144L121 141V137L119 136L121 134L120 130ZM133 127V129H132ZM148 127H149V131L148 130ZM153 127V128H152ZM155 127V128H154ZM171 127V128H170ZM197 129H196V128ZM226 127H227V130H226ZM231 129H230V128ZM252 127V128H251ZM257 127H260L259 129ZM74 128V129H73ZM79 128V129H78ZM167 130H166V129ZM170 128V129H169ZM189 128V130H188ZM222 128V129H221ZM252 130H251V129ZM254 128V129H253ZM18 126V128L16 127V125H8L7 127V131L6 132V138L7 140H9V142L11 144L14 145H19L17 143V138L18 136L21 135V132L23 129ZM33 129V130H32ZM73 129V130H72ZM83 129V130H82ZM132 129V130H131ZM135 129V131H134ZM153 129V130H152ZM180 132H179V130ZM196 129V130H195ZM200 129V130H198ZM211 129H212V133L211 132ZM224 129V130H223ZM257 129V130H256ZM66 130H70V131H66ZM76 130V131H75ZM119 130V131H118ZM141 130V132H140ZM145 130L148 131L149 135L145 133ZM158 130V131H157ZM175 130V131H174ZM184 130V131H183ZM198 130V131H197ZM219 130V131H218ZM239 130V131H238ZM249 130V131H248ZM124 131V130H123ZM130 131V132H129ZM143 131V132H142ZM160 131V132H159ZM169 133H168V132ZM186 131H188L186 133ZM190 131V132H189ZM225 131V132H224ZM245 131V132H244ZM255 132V134L253 132ZM261 131V132H259ZM10 132H13V133H10ZM26 132H27V129H26ZM67 132V133H66ZM77 132V133H76ZM82 134H81V133ZM84 132V133H83ZM114 132V134H113ZM117 132V133H116ZM120 134H119V133ZM162 132V133H161ZM168 133L167 135H165L166 133ZM175 132V133H174ZM177 132H179V134H177ZM232 132V133H231ZM20 133V134H19ZM70 133V134H69ZM76 133V134H75ZM174 133V134H173ZM199 133V134H198ZM217 133V134H215ZM226 133V134H224ZM251 133V135H250ZM13 136H12V135ZM68 134V135H67ZM118 134V135H117ZM133 134V135H132ZM142 134V135H141ZM152 134V135H151ZM154 134V135H153ZM158 134V135H157ZM164 134V135H163ZM181 134V136H180ZM198 134V135H197ZM201 134V135H200ZM214 134V135H213ZM236 136H235V135ZM254 134V135H253ZM70 135V137H69ZM76 135V136H75ZM137 135V136H136ZM140 135V136H139ZM163 135V137H162ZM185 136V138L183 136ZM197 135V136H196ZM209 138H208V136ZM225 135V136H224ZM245 135H249V136H245ZM134 136L136 139H134ZM144 136V137H143ZM150 136V137H149ZM170 136V137H169ZM186 136L188 138H186ZM194 136V138H193ZM200 136V137H199ZM203 136V137H202ZM206 136V137H205ZM67 137V138H66ZM74 137H76L74 139ZM83 137V138H82ZM115 137V141H113ZM120 137V138H119ZM228 137V138H227ZM242 137V138H241ZM245 137V138H244ZM261 137V138H259ZM12 138V139H10ZM14 138V139H13ZM85 138V139H84ZM167 138V139H166ZM176 138V139H175ZM191 138V139H190ZM234 138V139H233ZM238 138V139H237ZM240 138V140H239ZM84 139V142H82ZM148 139V140H147ZM165 139V140H164ZM185 141H184V140ZM256 139H259V142L258 140L256 141ZM261 139V141H260ZM11 140V141H10ZM16 140V142H14ZM66 140V141H65ZM70 140V141H69ZM81 140V141H80ZM119 140V142H117ZM138 140V141H137ZM168 140V141H166ZM173 140H176V141H173ZM177 140H178V143H177ZM183 140V141H182ZM236 140V141H235ZM249 140L250 143L247 141ZM252 140V141H251ZM254 140V141H253ZM72 141V142H71ZM80 141V142H79ZM196 141V144H194ZM116 142V143H115ZM154 144H152V143ZM233 142V143H232ZM242 142V143H241ZM245 142V143H244ZM248 142V143H247ZM44 143V144H43ZM88 143V144H87ZM146 145H144V144ZM149 143V144H148ZM166 143V145H165ZM170 143V144H169ZM242 146H241V144ZM262 143L261 147L258 146ZM62 144V145H61ZM64 144V145H63ZM118 144V145H117ZM152 144V145H151ZM180 146H179V145ZM208 144L210 146H208ZM212 144V145H211ZM221 144V145H220ZM235 144V145H234ZM246 144V145H245ZM248 144V145H247ZM257 144V146H256ZM82 145V146H81ZM85 145V146H84ZM127 145H129L127 147ZM164 145V146H163ZM169 145V146H168ZM172 145V146H171ZM185 147H184V146ZM189 145V146H188ZM250 145V146H249ZM87 146V147H86ZM103 146V145H102ZM118 146V147H117ZM121 146V147H120ZM156 148L154 149L153 148ZM207 146V147H206ZM221 146V147H220ZM225 146V147H224ZM228 146V147H227ZM239 146V147H238ZM241 146V149H239ZM246 146V147H245ZM252 146V147H251ZM255 146V147H254ZM120 147V148H119ZM126 149H125V148ZM144 147V148H143ZM146 147V148H145ZM165 147V148H164ZM167 147H169L167 149ZM190 147V149L188 148ZM193 149H192V148ZM200 149H199V148ZM211 147V148H210ZM224 147V148H223ZM235 147V148H234ZM138 148V149H137ZM141 148V149H140ZM175 148H178L180 151L182 152H185V153H188L190 156L192 157H195V156H200L201 154L205 157H207L208 159H210V161H212L214 163V170L216 172L215 176H214V183L212 182L210 185L209 184H206V185H202L197 179L196 177H194V175H191V173H194V170L190 167H186L187 169L184 168V170H186L185 174L183 177H181L179 174H177V176H175L176 174V166H174L177 162L176 159H173V155L174 153H172V151L174 152V149ZM183 148V150L181 149ZM214 148V149H213ZM216 148V149H215ZM218 148V150H217ZM260 148V149H259ZM81 149V151H82ZM120 153L124 154V156H126V158L123 157V155L121 156V154H118L119 151ZM130 149V150H129ZM150 149V150H149ZM152 149V150H151ZM161 150V152L159 150ZM167 149V150H166ZM202 149V150H201ZM206 149V150H205ZM207 149H210V150H207ZM225 149V150H224ZM237 149V150H236ZM254 149V151H253ZM259 149V151L257 150ZM262 149V150H261ZM122 150V151H121ZM134 150V151H133ZM156 150V151H155ZM190 150V151H189ZM193 150V151H192ZM216 152H215V151ZM59 151V152H58ZM82 151V153H83ZM88 151V152H87ZM132 153H131V152ZM142 151V152H141ZM146 153L149 154H146ZM150 151V152H149ZM169 151V152H168ZM199 152L200 151V155L196 152ZM201 151L203 153H201ZM239 151V152H238ZM249 151V152H248ZM257 151V153H256ZM263 151V154L262 152ZM86 152L88 154H86ZM125 152V153H123ZM134 152V153H133ZM136 152V153H135ZM153 152V153H152ZM154 152L157 154L156 156H158L156 158V156L154 155ZM191 152V153H190ZM126 153H128L126 155ZM145 155H143V154ZM163 155H161V154ZM231 153V154H230ZM13 154V153H12ZM12 154H10L9 156H11ZM167 154V155H166ZM173 154V155H172ZM194 154V156H193ZM198 154V155H197ZM235 158H234V156ZM253 154V156L251 155ZM258 154V155H256ZM119 155V156H118ZM130 155H132L130 157ZM147 155V156H146ZM159 155H161L159 157ZM230 155V156H229ZM232 155V156H231ZM249 155V156H248ZM251 155V156H250ZM262 155V156H261ZM171 156V157H170ZM214 156V158H213ZM242 156V157H241ZM3 157V159L1 158ZM35 157V156H34ZM81 157L83 158V156L81 155ZM81 157H73L72 159L70 158V166L74 168V164L76 162L74 161H77L79 160ZM130 157V158H129ZM139 159L143 164V166L145 167L144 168V172H145V176L146 178L142 179V183H140L139 185H137V183H135V179L133 177V175L129 172V166L127 165L128 164V161L132 160V159ZM140 157V158H139ZM153 160H152V158ZM168 157V158H167ZM170 157V159H169ZM224 157V158H223ZM226 157V158H225ZM263 157V158H262ZM78 158V159H77ZM86 158V159H87ZM88 158V159H89ZM123 158L125 159V162L123 161ZM149 158V159H148ZM174 158H176L174 156ZM218 158V159H217ZM251 158V159H250ZM262 158V159H261ZM87 159V161H89ZM118 159V160H117ZM120 159V160H119ZM156 161H155V160ZM159 159L160 162H159ZM164 159V160H163ZM214 159V160H213ZM223 161H221V160ZM261 159V160H260ZM3 160V161H2ZM8 160V161H7ZM11 160V161H9ZM116 160V161H115ZM145 160V161H144ZM168 160V162L166 161ZM172 160V161H171ZM232 160V161H231ZM236 160V161H234ZM238 160V161H237ZM6 163H5V162ZM113 161V162H112ZM129 161V163H131ZM151 161V162H150ZM157 162V165L155 162ZM215 161V162H214ZM257 161V162H256ZM259 161V162H258ZM261 161V162H260ZM113 164H112V163ZM118 162V163H117ZM147 164H146V163ZM228 162V163H227ZM250 164H249V163ZM256 164H255V163ZM5 163V165H4ZM73 163V164H72ZM111 163V166L109 165ZM117 163V164H115ZM121 163V164H120ZM123 163H126V164H123ZM166 163V164H165ZM219 163V164H218ZM231 163V165H230ZM238 163V164H237ZM243 163V164H242ZM3 164V165H2ZM174 164V165H173ZM10 165V166H9ZM109 165V166H108ZM117 165V166H116ZM127 167V174L124 173V170L125 168L123 167ZM163 167H162V166ZM217 165V166H216ZM229 167H228V166ZM234 165V166H233ZM250 165V166H249ZM2 166H5V167H9V168H5V167H2ZM43 166V167H42ZM49 168H48V167ZM116 166V167H115ZM151 166V167H150ZM170 169H169V167ZM239 166V167H238ZM243 166V167H242ZM248 166V167H247ZM261 166V167H260ZM2 167V168H1ZM12 167V168H11ZM53 167V168H52ZM57 167V168H56ZM110 167V168H109ZM121 167V169H120ZM159 167H162L159 168ZM238 169H237V168ZM245 167V168H244ZM251 167V168H249ZM254 167V168H253ZM260 167V168H259ZM49 170H48V169ZM56 168V169H55ZM113 168H117L116 170L113 169ZM153 168V169H152ZM220 168V169H219ZM4 169V171L2 170ZM6 169V170H5ZM8 169L10 171H8ZM108 169V170H107ZM152 169V170H150ZM159 169V170H158ZM165 169H168V171L172 170L174 172L173 174V177L176 178L174 179L173 181V178L172 176L169 174V178H165L164 180V175H162L161 173L164 172ZM217 169V170H216ZM227 169V170H226ZM241 171H240V170ZM257 169V170H256ZM258 169H261V170H258ZM263 169V171H262ZM111 170V172H110ZM113 170V172H112ZM156 170L158 172H156ZM162 170V171H160ZM190 170V171H189ZM244 170V171H243ZM6 171V172H5ZM42 171V172H41ZM104 171V172H105ZM116 171V172H115ZM118 171V172H117ZM154 171L156 173H154ZM160 171V172H159ZM218 171V172H217ZM223 171V172H222ZM227 171V172H226ZM240 171V172H239ZM243 171V172H242ZM254 171V172H253ZM5 174H4V173ZM11 174H9V173ZM110 172V173H109ZM120 172L122 174H120ZM126 172V170H125ZM130 174H129V173ZM150 172V174H149ZM153 172V173H152ZM225 172V174H224ZM241 174H239V173ZM247 172V173H246ZM252 172V173H251ZM256 172V174H255ZM112 173V174H111ZM148 175H147V174ZM162 175H160V174ZM1 174H3V176H5L7 174V177L8 179L11 178V182L14 183L15 185L13 186L12 184H10V188L8 187V183H6V178L3 177ZM40 176H39V175ZM116 174V175H115ZM164 174V173H163ZM221 174V175H220ZM233 174V175H232ZM236 174V175H235ZM259 174V175H257ZM9 175V176H8ZM14 177H12V176ZM111 175V176H109ZM120 175V176H119ZM122 175V176H121ZM128 175L131 176V179L132 180H129L130 176L128 177ZM192 177H190V176ZM223 175V176H222ZM232 175V176H230ZM240 175V176H238ZM250 175V176H249ZM113 176V177H112ZM125 176V177H124ZM153 178H152V177ZM159 176V177H158ZM180 176V177H179ZM188 176L190 178H188ZM219 176V177H218ZM246 176V177H245ZM47 179H46V178ZM111 180H108V178ZM127 177V178H126ZM150 177V178H149ZM187 177V178H186ZM228 177V178H227ZM231 177V178H230ZM242 180H240L239 178ZM5 178V179H4ZM13 178V179H12ZM113 180H112V179ZM125 180H124V179ZM149 180H148V179ZM152 178V179H151ZM158 180H157V179ZM172 178V179H171ZM180 178V179H179ZM222 178V179H221ZM237 178V179H236ZM259 178V179H258ZM15 179V180H14ZM19 179V180H18ZM44 179V180H43ZM116 179V180H115ZM121 179V180H120ZM184 179V180H183ZM231 179H232V182H231ZM249 179V181H248ZM254 179V180H253ZM14 180V182H13ZM33 180V181H32ZM39 180V181H37ZM127 180V181H126ZM164 180V181H163ZM169 180V181H168ZM178 180V181H177ZM183 180V182L181 181ZM187 180V181H185ZM192 180V181H191ZM197 180V182L199 184H197V189L198 187L200 189H196V183L195 181ZM212 180V181H213ZM217 180V181H216ZM219 180V181H218ZM227 182H226V181ZM230 180V181H229ZM240 180V181H239ZM258 180V181H257ZM16 181V182H15ZM22 181V183L20 182ZM37 181V182H36ZM49 181V182H47ZM110 181V182H109ZM117 181V182H116ZM125 181V182H124ZM131 181V182H130ZM148 181H150L149 183H147ZM163 181V182H162ZM168 181V183H167ZM190 183H189V182ZM194 181V183H193ZM229 181V182H228ZM234 181V182H233ZM237 181V182H236ZM247 181V182H246ZM260 181V182H259ZM20 184H19V183ZM34 182V183H33ZM109 182V183H108ZM115 182V184H114ZM124 182V183H123ZM130 182V184H129ZM144 182V183H143ZM156 182L157 185H156ZM171 182V183H170ZM178 182V183H177ZM218 182V183H217ZM221 182V183H220ZM263 182V183H261ZM31 183V185H30ZM52 183V184H51ZM117 183V184H116ZM134 183V184H132ZM149 184H153V185H150L151 187H146L147 185ZM170 183V184H169ZM174 183V184H173ZM187 183V185L185 184ZM239 183V184H238ZM248 183V184H247ZM19 184V185H18ZM108 184V185H107ZM115 185V186H112ZM126 184H129V185H126ZM136 184V185H135ZM145 184V185H144ZM156 186H155V185ZM160 186H159V185ZM184 184V185H182ZM204 184V183H203ZM219 184V185H218ZM235 184V185H234ZM243 184V185H241ZM252 184V185H251ZM257 184V186H256ZM40 185V186H39ZM48 185V186H47ZM189 185V186H188ZM191 185V186H190ZM245 185V186H244ZM254 185V186H253ZM260 185V186H259ZM44 186V187H43ZM109 186V187H108ZM127 186V187H126ZM130 186V187H129ZM132 186V187H131ZM142 186V187H141ZM146 187V189L148 188V190H144ZM152 186H154L152 188ZM173 188H172V187ZM193 186V187H192ZM231 188H230V187ZM249 188H247V187ZM253 186V187H252ZM12 187V190L10 192L9 189H11ZM14 187V188H13ZM56 187V188H55ZM102 187V186H101ZM112 187V190L111 188ZM119 187V188H118ZM162 187V188H161ZM166 187V188H165ZM171 187V189H170ZM192 187V189H190ZM203 187V188H202ZM213 187V189H212ZM215 187V188H214ZM221 187V188H220ZM226 187V189H224ZM236 187V188H235ZM241 187V188H240ZM259 187H260V191H259ZM7 188V189H6ZM32 188V189H33ZM84 188V189H83ZM109 188V190H108ZM124 188V189H123ZM143 188V189H142ZM150 188H151V191L153 189V191L151 192L150 191ZM155 188V189H154ZM158 188V189H157ZM165 188V189H164ZM169 188V189H167ZM178 188V189H177ZM207 188V189H206ZM210 190H209V189ZM218 188V189H216ZM252 188V189H251ZM254 188V189H253ZM256 188L258 190H256ZM38 189V190H37ZM40 189V190H39ZM54 191H53V190ZM107 189V190H106ZM123 189V190H122ZM133 190L131 193L130 191L128 192V190ZM159 189H161L159 191ZM183 189V190H182ZM228 189V191H227ZM49 190V191H48ZM52 190V191H51ZM103 190V191H102ZM106 190V191H105ZM135 190V192H134ZM139 190H140V193H139ZM169 192H168V191ZM182 190V191H180ZM185 190V191H184ZM213 190V191H212ZM250 190V191H249ZM13 191V192H12ZM58 191V192H57ZM67 191V192H66ZM105 191V193H104ZM109 191V192H108ZM112 191V193H111ZM122 191H125L122 193ZM144 191V194L143 192ZM146 191V192H145ZM156 191V193H155ZM165 191V192H164ZM180 193H179V192ZM187 191V192H186ZM208 191V192H207ZM218 191V192H217ZM246 193H245V192ZM255 193H252L254 192ZM10 192V193H9ZM54 192V193H53ZM108 192V193H107ZM127 192V193H126ZM136 192L137 195H136ZM155 194H154V193ZM174 192V193H172ZM190 192V193H188ZM192 192V194H191ZM197 192V193H196ZM210 192V193H209ZM212 192V193H211ZM217 192V194H216ZM226 192V193H225ZM236 192V193H235ZM261 192V194H260ZM9 193V194H8ZM12 193V194H11ZM43 193V194H42ZM57 195H56V194ZM61 193V194H60ZM66 193V195H64ZM111 193V194H110ZM128 193H130V195H133V197H131ZM149 193V195L147 194ZM158 193V194H157ZM204 193V194H203ZM215 193V195H214ZM233 193V194H232ZM252 194L249 195V194ZM41 194V195H40ZM45 194V195H44ZM59 194V195H58ZM99 194V195H98ZM123 194V195H122ZM125 194H128V196H124ZM152 194V196H150ZM167 194V195H166ZM175 194V195H173ZM177 194H180L179 196ZM182 194V195H181ZM185 194V195H184ZM195 194V195H194ZM198 194V195H197ZM210 196H209V195ZM255 194V195H254ZM257 194V195H256ZM38 195V196H37ZM51 195V196H50ZM109 195V196H108ZM113 195V196H112ZM170 195V196H169ZM193 195V196H192ZM200 195V196H199ZM205 195V196H204ZM218 195V196H217ZM254 195V196H253ZM260 195V197H259ZM2 196V195H0ZM36 196V197H35ZM50 196V197H49ZM53 196V197H52ZM70 196V197H69ZM118 196L121 198L122 196V199H119L118 197V200H115L116 198L115 197ZM124 196V197H123ZM136 196V197H135ZM159 196V198L157 197ZM166 196V197H165ZM173 196V197H172ZM184 196V197H183ZM186 196V197H185ZM190 196V197H189ZM207 196V197H206ZM214 196V197H213ZM231 196V197H229ZM233 196H235L234 199ZM238 196V197H236ZM35 197V198H34ZM40 197V198H39ZM57 197V198H56ZM107 197V198H106ZM153 199H152V198ZM156 197V199H155ZM168 197V199H167ZM172 197V198H171ZM176 197V199H175ZM181 197V198H180ZM197 199H196V198ZM198 197H199V200H198ZM249 199H248V198ZM254 197V198H253ZM258 199H257V198ZM46 200H45V199ZM63 198V199H62ZM70 198V199H69ZM100 198V199H99ZM103 198V199H102ZM110 198V199H109ZM115 198V199H114ZM128 200H127V199ZM132 199H136L135 201H133ZM166 198V199H164ZM204 198V199H203ZM207 198V199H205ZM240 200H244V198L246 199V202H243V201H240ZM243 198V199H242ZM256 198V199H255ZM263 198V199H262ZM36 199V200H35ZM38 199V201H37ZM48 199V200H47ZM113 199V200H111ZM155 199V200H154ZM161 200V201H158ZM171 199V200H170ZM190 199V200H189ZM195 201H194V200ZM52 204H51V202ZM101 200V201H100ZM107 200V202H106ZM110 200V201H109ZM121 200V201H119ZM127 202L125 204V201ZM145 200H149V201H145ZM154 200V201H152ZM164 200V201H163ZM202 200V201H201ZM204 200V201H203ZM206 200V201H205ZM212 203H210V201ZM221 200V201H220ZM249 200V201H247ZM20 201V200H19ZM34 201V202H33ZM49 201V202H48ZM68 201V202H67ZM95 201V202H94ZM97 201V202H96ZM119 201V202H117ZM129 201V202H128ZM137 201V202H136ZM140 201V202H139ZM171 201V202H170ZM188 201V202H187ZM198 201V202H196ZM230 201V202H229ZM239 201V202H238ZM29 202V203H28ZM108 204H106V203ZM116 202V203H115ZM131 202L135 203V204H132L131 205ZM140 204H139V203ZM176 202V203H175ZM181 202V203H180ZM204 202H205V206H204ZM219 202V203H218ZM251 202V203H250ZM257 202V203H256ZM263 202V203H262ZM35 203V204H34ZM117 203H118V206H117ZM121 203V204H120ZM137 203L139 205H137ZM159 203V204H158ZM162 203V205H160ZM172 203V204H171ZM194 203V204H193ZM203 205V206H200L199 205ZM229 203V204H228ZM239 203V204H238ZM241 203V205H240ZM243 203V204H242ZM250 203V204H249ZM260 203V204H259ZM11 204V205H10ZM22 204V207L20 206ZM33 204V205H32ZM115 204V205H114ZM122 204H125L122 205ZM130 204L129 207H132L133 210L131 208L128 207V205ZM148 204V205H147ZM150 204V205H149ZM185 204V205H184ZM232 204V205H231ZM256 204V205H255ZM27 205V206H26ZM29 205V206H28ZM44 207H42V206ZM47 205V206H46ZM105 205V206H104ZM121 205V207H120ZM139 207V209L136 210V212L138 211V213H136L134 211L135 207L136 206ZM167 205V206H166ZM178 205V206H177ZM180 205V206H179ZM184 205V207H182ZM188 205V206H187ZM209 205V206H208ZM222 205V207H221ZM226 205V206H225ZM235 205V206H234ZM259 205V206H258ZM8 206V207H7ZM31 206V207H30ZM59 206V207H58ZM64 206V207H62ZM125 208H124V207ZM129 208H127V207ZM142 206V208H141ZM149 206V207H147ZM169 206V207H168ZM170 206H172L170 208ZM191 206V207H190ZM196 206V207H195ZM199 206V207H198ZM225 208H224V207ZM228 206V207H227ZM233 206V207H232ZM263 206V207H261ZM30 207V208H29ZM34 207V208H32ZM68 207V208H67ZM102 207V208H101ZM114 207V208H113ZM136 207V208H138ZM166 207V208H165ZM178 209L176 210L175 209ZM181 207V209H180ZM189 207V208H188ZM201 207V208H200ZM203 207V208H202ZM230 207V208H229ZM245 209H244V208ZM21 208H24L21 210ZM26 208V209H25ZM28 208V209H27ZM56 208V209H55ZM65 208V209H63ZM168 208V209H167ZM185 210H184V209ZM191 208V209H190ZM193 208V209H192ZM209 208V209H208ZM222 208V209H221ZM228 208V209H227ZM232 208V209H231ZM234 208V209H233ZM38 209V210H37ZM43 209V210H42ZM46 209V210H45ZM51 209V210H49ZM108 209V210H106ZM110 209V210H109ZM120 209V210H119ZM162 209V210H161ZM172 209V210H171ZM198 211H197V210ZM202 209V210H200ZM241 211H240V210ZM62 210V211H61ZM123 210V211H122ZM131 210V212H130ZM149 210V211H148ZM170 210V211H169ZM181 210V211H180ZM191 210L193 211V214L191 212ZM200 210V212H199ZM204 210V212H202ZM211 210V211H210ZM225 210H229L228 212L225 211ZM242 210L243 212L246 211L247 213V218L244 217V219H239L238 221V218H241V214H242ZM245 210V211H244ZM249 210V211H248ZM16 211V213H15ZM24 213H23V212ZM36 211V212H35ZM48 211V213H46ZM51 211V212H49ZM53 211V212H52ZM58 211V212H57ZM61 211V212H59ZM64 211V212H63ZM66 211V212H65ZM117 213H116V212ZM125 211V212H124ZM129 211V212H128ZM179 211V212H178ZM216 211V212H215ZM235 211V212H233ZM9 212V213H7ZM75 212V214H74ZM107 212V213H106ZM122 212V213H121ZM124 212V213H123ZM127 212V213H126ZM135 214H133V213ZM143 212V213H142ZM158 212V213H157ZM161 212V214H160ZM167 212V213H166ZM173 212V213H172ZM183 212V213H182ZM192 215H190V213ZM215 212V213H214ZM219 212V213H218ZM227 212V213H226ZM231 212V213H230ZM259 212V214L257 213ZM29 213V214H28ZM40 213V215H39ZM42 213V215H41ZM46 213V214H45ZM59 213V214H58ZM63 213V214H62ZM70 214V215H67V214ZM91 213V214H90ZM105 213V214H104ZM121 213V214H120ZM132 213V215L130 214ZM179 213V214H178ZM186 213V214H185ZM197 213V214H196ZM202 213V214H201ZM204 213V214H203ZM229 213V215H228ZM241 213V214H240ZM255 213V214H254ZM32 214V215H31ZM48 214V216H47ZM67 216H66V215ZM110 214V215H109ZM138 214V215H137ZM156 214V216H155ZM175 214V215H174ZM183 214V216H182ZM195 214V215H194ZM202 216H200V215ZM215 214V215H214ZM249 214V215H248ZM18 215V216H17ZM23 215V216H22ZM25 215V216H24ZM34 215V216H33ZM72 215V216H71ZM118 217H117V216ZM131 215V216H130ZM162 215V216H161ZM164 215V216H163ZM171 215V216H170ZM204 215V216H203ZM208 217H207V216ZM219 215H220V218H219ZM230 215L232 217H230ZM238 215V217H237ZM29 216V217H28ZM31 216V217H30ZM44 217H47L45 219H47L46 221L44 220ZM50 216V217H49ZM66 216V217H65ZM70 216V217H69ZM106 216V217H105ZM108 216V217H107ZM112 216V217H110ZM114 216V217H113ZM121 216V217H120ZM123 216V217H122ZM143 216V217H142ZM145 216V217H144ZM158 216V217H157ZM197 216V217H196ZM199 216V217H198ZM235 216V217H233ZM17 217V218H16ZM27 219H26V218ZM34 217V218H33ZM42 217V218H41ZM65 217V218H64ZM68 217V218H67ZM151 217V218H150ZM165 217V218H164ZM172 217V218H171ZM174 217V218H173ZM186 217V218H185ZM190 217V218H189ZM201 217V218H200ZM205 219H204V218ZM223 217V218H221ZM228 217V218H227ZM252 217V218H251ZM26 219V221H28L27 223V226L25 225V227H21V225H23L24 222H26L24 219ZM33 218V219H32ZM37 218V219H36ZM41 218V219H39ZM63 218H64V222H63ZM111 218V219H110ZM120 220H118V219ZM145 218V219H144ZM158 218V220H157ZM189 218V220H188ZM232 220H231V219ZM261 218V220H260ZM39 219V220H38ZM51 219V220H50ZM109 219V220H107ZM151 219V220H150ZM164 219V220H163ZM169 219V221H167ZM178 221H177V220ZM193 219V220H192ZM196 219V220H195ZM208 219V220H207ZM218 219V220H217ZM248 221H247V220ZM250 219V220H249ZM263 219V220H262ZM22 220H24L22 222ZM32 220V221H30ZM61 220V221H60ZM115 220V221H114ZM130 220V221H129ZM134 220V221H133ZM167 222H166V221ZM173 222H172V221ZM230 220V221H229ZM242 223H241V221ZM34 221V222H33ZM41 223H39V222ZM50 221H52V223H50ZM146 221V222H145ZM175 221L179 222V223H176ZM183 221V222H182ZM192 221H194L192 223ZM203 221V222H202ZM211 223L212 225V229H215V232H216V236L215 233L214 235L212 236V234H210V232L207 230V228H204L207 226V223ZM212 221L214 222V224L212 223ZM220 221V222H218ZM244 221V222H243ZM247 221V222H246ZM20 222V224H19ZM31 222V223H30ZM33 222V223H32ZM107 222V223H106ZM116 222V223H115ZM118 222V223H117ZM128 222V223H127ZM161 222V223H160ZM164 222V223H163ZM189 222V223H188ZM202 222V223H201ZM249 222V224H248ZM252 225H250L251 223ZM261 222V223H260ZM35 223V224H34ZM121 223V224H120ZM130 223V224H129ZM137 225H136V224ZM155 223V224H154ZM160 225H159V224ZM185 223V224H184ZM205 223V224H204ZM219 223V225H218ZM238 223V224H237ZM241 223V224H240ZM258 226H257V224ZM40 224V225H38ZM43 224V225H42ZM47 224H50V225H47ZM57 224V225H56ZM62 224V225H60ZM103 224V225H101ZM116 224V225H115ZM119 224V225H118ZM143 224V225H142ZM150 224V225H149ZM156 225L155 226H152V225ZM163 224V225H162ZM188 224V225H187ZM217 224V226H216ZM232 224V225H230ZM260 224V225H259ZM263 224V225H262ZM31 225V226H30ZM44 225H47V226H44ZM54 225V226H53ZM122 225V226H121ZM133 225V226H132ZM135 225V226H134ZM149 225V228L147 227ZM191 225V226H189ZM195 225V226H194ZM201 225V226H200ZM205 225V226H203ZM215 225V226H213ZM222 225V226H221ZM227 225V226H226ZM241 225V226H240ZM249 225V226H248ZM42 226V227H41ZM51 226V227H50ZM138 226V227H137ZM142 226V227H141ZM160 226L161 227V231H160ZM175 226V227H174ZM182 226V227H181ZM219 226V227H218ZM47 227V229H46ZM63 227V228H62ZM117 227V231L115 230ZM137 227V228H136ZM145 227V230H143ZM152 227V228H151ZM164 227V228H163ZM168 227V228H167ZM188 227V228H187ZM194 227V228H193ZM214 227V228H213ZM218 227V228H217ZM224 227V228H223ZM238 227V228H237ZM254 227V228H253ZM20 228V229H19ZM23 228V229H22ZM24 228H25V231H24ZM45 228V230H44ZM147 228V229H146ZM180 228V229H179ZM197 228V230H196ZM34 229L37 231H34ZM39 229V231H38ZM50 229V230H49ZM52 229V232L50 233L49 231H51ZM128 229V230H126ZM132 229V230H131ZM153 229V230H152ZM155 229V230H154ZM158 229V231H157ZM166 229V230H165ZM205 229L208 231H205ZM239 229H241L239 231ZM260 229V230H259ZM49 230V231H48ZM59 230V231H58ZM108 230V231H107ZM163 230V231H162ZM169 230V231H168ZM175 230V231H174ZM184 230V231H183ZM187 230V233L186 231ZM194 230V231H193ZM252 230V231H251ZM30 233H28V232ZM47 231V232H46ZM123 231V232H122ZM128 231V233H127ZM136 231V232H135ZM142 231V232H141ZM154 233H152V232ZM177 231V232H176ZM217 231H220L218 232L219 234H217ZM221 231L225 234H220ZM243 231V232H242ZM250 231V232H249ZM27 232V233H26ZM36 232V233H35ZM43 232V233H42ZM131 232V233H130ZM134 234H133V233ZM147 232V233H146ZM160 232V233H159ZM169 232V233H168ZM179 232V233H178ZM185 232V233H184ZM192 232L194 234H192ZM231 232V233H230ZM247 232V234L245 235V233ZM260 232V233H259ZM34 233V234H33ZM124 233H126L124 235ZM191 233V234H190ZM200 233V234H199ZM204 233V234H203ZM244 233V234H242ZM249 233V234H248ZM251 233V234H250ZM253 233V234H252ZM256 234V237H255V234ZM30 234V235H28ZM36 234V235H35ZM43 236H42V235ZM52 234L57 237H54L53 239V236ZM131 234V235H130ZM176 234V235H175ZM182 236H181V235ZM232 234V235H231ZM242 234V235H241ZM21 235V236H20ZM45 235V236H44ZM52 238H50L51 236ZM156 235V237H155ZM168 237H166V236ZM171 237H170V236ZM178 235V236H177ZM188 235V236H187ZM190 235H193V236H190ZM198 235V236H197ZM212 237H211V236ZM248 235L250 236V238L248 237ZM16 236V237H15ZM23 236V237H22ZM32 236V237H31ZM41 236V237H40ZM62 238H60V237ZM139 236H140V239H139ZM197 238H196V237ZM225 236H228L229 238H232V245L234 246V251H230V249L228 247H226V245L224 243L221 242V240L223 238H225ZM231 236V237H230ZM233 236V237H232ZM239 236V237H238ZM241 236V237H240ZM243 236V237H242ZM246 236V237H245ZM4 239H3V238ZM113 237V238H112ZM166 237V238H165ZM189 237V238H188ZM191 237H194V238H191ZM222 237V238H221ZM235 237V238H234ZM43 238V239H42ZM44 238H45V242H44ZM47 238V239H46ZM84 238V239H83ZM155 238V239H154ZM175 238V239H174ZM205 238V239H204ZM218 238H221L220 240ZM244 238V239H243ZM52 240L51 243H49L48 241ZM83 239V240H82ZM115 239V240H114ZM148 239L149 241L147 242L146 240ZM164 239V240H163ZM167 239H171L170 241H167ZM179 239V240H177ZM187 239V240H186ZM237 239V240H235ZM255 239V240H254ZM8 240V242H6ZM12 242H11V241ZM17 240V241H16ZM23 240V241H22ZM39 240V241H38ZM43 243H42V241ZM47 240V242H46ZM55 240V241H54ZM62 242H60V241ZM64 240V241H63ZM79 243H78V241ZM92 242H88L90 241ZM137 240V241H138ZM143 240V241H142ZM162 240V241H161ZM173 240V241H172ZM175 240V241H174ZM183 240V241H182ZM245 240V241H244ZM252 242H251V241ZM57 241V243H56ZM73 241V242H72ZM83 242L82 244L80 243ZM88 243H87V242ZM94 241V242H93ZM96 241V242H95ZM100 241V243H99ZM136 241V242H137ZM147 243H146V242ZM191 241H194V243H192ZM250 241V242H249ZM21 242V243H20ZM23 242V243H22ZM54 242V243H53ZM60 242V243H59ZM65 244H64V243ZM72 242V244H71ZM86 242V244H84ZM142 242V243H141ZM152 245H151V243ZM165 244H163V243ZM170 242V244H169ZM206 242V243H205ZM213 242V243H212ZM242 242V243H241ZM8 243V244H7ZM44 243H46L44 245ZM59 243V244H58ZM96 243L99 245H96ZM108 243V244H107ZM150 243V244H149ZM160 243H162L160 245ZM191 243V244H190ZM196 243L198 245H196ZM21 244V245H20ZM41 244V245H40ZM55 244H57L55 246ZM62 244V245H61ZM88 246L91 245V246H94V248L97 246L99 249L95 248H91V246ZM194 244L196 246V248L194 247ZM200 244V245H199ZM207 244V245H206ZM11 245V246H10ZM26 245V246H25ZM59 245V246H58ZM65 245V246H64ZM86 245L87 249L90 250L87 252V254H84L82 251H81V254H80V248L84 247ZM101 245V246H100ZM143 245V246H144ZM164 245V246H163ZM167 245V247H166ZM192 245V246H191ZM206 245V246H205ZM237 245V246H236ZM246 245V246H245ZM249 245V246H248ZM254 245V247H252ZM28 246V247H27ZM48 248H47V247ZM53 246V247H52ZM73 246V247H72ZM77 246V247H76ZM114 246V247H113ZM161 246V247H160ZM178 246V247H177ZM208 246V247H207ZM212 246V247H211ZM218 248H216V247ZM225 246V247H223ZM240 246V247H239ZM242 246V248H241ZM256 246H259V248L257 249ZM21 247V248H20ZM25 247V248H24ZM58 247V248H57ZM76 247V248H75ZM79 247V248H78ZM110 247V248H109ZM117 247V248H116ZM126 247V248H125ZM166 247V249H165ZM171 247V249H170ZM180 247V248H179ZM184 247V248H183ZM199 247V248H198ZM211 247V248H210ZM215 247V248H214ZM247 249H246V248ZM10 248V249H9ZM16 248V251H14V249ZM52 249V253H51V249ZM76 250H75V249ZM92 250H91V249ZM160 248H163L160 250ZM182 248V249H181ZM204 248V249H203ZM206 248V249H205ZM220 248V249H219ZM225 248V249H224ZM238 248V249H237ZM255 248V249H254ZM6 249V251H7ZM12 249V250H11ZM24 251H23V250ZM47 249V250H46ZM63 249V250H62ZM125 249V250H124ZM199 249V250H198ZM203 249V250H202ZM228 249V250H227ZM241 249V250H240ZM257 249V250H256ZM263 249V250H262ZM50 250V251H49ZM56 250H58L59 252L56 254ZM65 250H69L68 252H66ZM100 250V251H99ZM101 250L103 252H101ZM169 250V251H168ZM174 250V251H173ZM205 250V251H204ZM210 250V251H209ZM218 252H216V251ZM224 250V251H223ZM239 250V252H238ZM250 250V251H249ZM0 264H7V261H8V264H9V260H8V256L6 255L7 253H4L3 251L4 250H0ZM5 251V252H6ZM20 251V252H19ZM23 251V254L22 252ZM43 251V252H42ZM73 251V252H72ZM93 251V253H92ZM95 251V252H94ZM99 251V252H98ZM185 251V252H184ZM210 252V253H207V252ZM213 251V253H212ZM222 253H221V252ZM227 251V252H226ZM251 251L253 253H251ZM263 251V252H262ZM48 252V253H47ZM56 254V257H58V255L60 257L56 258L55 257V254ZM63 252H66L67 254L66 255H70L71 257H69L70 260H68L66 262V260L63 259V257H61L63 254ZM112 252V254H111ZM167 252V253H166ZM178 252L180 253V255L178 254ZM183 252V253H182ZM188 252V253H187ZM192 252V253H191ZM220 252V253H219ZM229 252V254H228ZM233 254H232V253ZM256 252V253H255ZM15 253V254H16ZM69 253H72L69 254ZM95 253V254H94ZM97 253V254H96ZM107 253V254H106ZM114 253V254H113ZM158 253V254H157ZM169 253V254H168ZM220 254V255H217V254ZM240 255L238 257V254ZM255 253V254H254ZM13 254V253H12ZM46 254V255H45ZM54 254V255H53ZM61 254V255H60ZM76 256H75V255ZM80 254V255H79ZM103 254V255H102ZM105 254V255H104ZM121 254V255H120ZM129 254V255H128ZM162 254V255H161ZM188 255L186 257V255ZM191 254V256H190ZM197 254V255H196ZM199 254V255H198ZM223 254V255H222ZM243 256H242V255ZM18 255V256H19ZM24 255H26L24 257ZM50 258H49V256ZM52 255V256H51ZM183 255V256H182ZM201 255V256H200ZM217 257H216V256ZM231 257H230V256ZM246 255H247V259H246ZM257 255V256H256ZM260 257H259V256ZM263 255V256H261ZM3 256L6 257L5 259H3ZM73 256V257H72ZM79 256V258L77 259V257ZM84 256V257H83ZM122 256V257H121ZM176 256V257H175ZM198 256V257H197ZM203 256V258H202ZM220 256V257H219ZM250 256V257H249ZM252 256V257H251ZM255 256L257 258H255ZM24 257V258H23ZM48 257V258H47ZM53 257V258H52ZM82 257V258H81ZM101 257V258H100ZM108 260H107V258ZM183 259H182V258ZM185 257V258H184ZM196 257V258H195ZM216 257V259H215ZM223 257H225V259L223 260ZM262 257V259H261ZM52 258V259H51ZM56 258V259H55ZM61 260H60V259ZM76 258V260H75ZM111 258V259H110ZM114 259V262L113 259ZM117 258V260H116ZM121 260H120V259ZM165 258V260H164ZM190 258V259H189ZM197 262H195V260ZM213 258V259H212ZM239 258V260H238ZM259 258V259H258ZM4 261H3V260ZM7 259V260H6ZM21 259V258H20ZM48 259V260H47ZM58 259L60 261H58ZM106 259V260H104ZM168 259V260H167ZM180 259V260H179ZM198 259V260H197ZM200 259V260H199ZM211 259V260H209ZM241 259V260H240ZM245 259V260H244ZM252 259V261H250ZM6 260V261H5ZM52 260V262L50 261ZM53 260L55 262H53ZM116 260V261H115ZM120 260V261H119ZM170 260V261H169ZM182 260V261H181ZM183 260H184V263H183ZM192 260V261H191ZM215 262H214V261ZM220 262H218V261ZM222 260V261H221ZM236 260V261H234ZM248 262H247V261ZM3 261V262H2ZM23 261V263H24ZM58 261V262H57ZM106 261H109L106 262ZM202 261V262H201ZM207 261V262H206ZM211 261V262H210ZM228 261V262H227ZM243 261V262H242ZM263 261V262H261ZM60 262V263H59ZM79 262V263H78ZM106 262V263H105ZM124 262V263H122ZM200 262V263H199ZM204 262V263H203ZM242 262V263H241ZM250 262V263H249ZM261 262V263H260ZM25 264V263H24Z\"/></svg>",
  "mask_w": 264,
  "mask_h": 264
},
{
  "label": "bare ground",
  "instance_id": "obj_2",
  "mask_svg": "<svg viewBox=\"0 0 264 264\" xmlns=\"http://www.w3.org/2000/svg\"><path fill=\"white\" fill-rule=\"evenodd\" d=\"M195 1V0H194ZM215 1V0H214ZM213 1V2H214ZM219 1V0H218ZM217 1V2H218ZM221 1V0H220ZM235 1H237V0H235ZM240 1V0H239ZM253 1V0H252ZM256 1V0H255ZM258 2V4H260L259 2H261L260 0H257ZM212 2V3H213ZM231 2V1H230ZM241 2V1H240ZM249 2V1H248ZM3 3H5V2H3ZM195 3V2H194ZM235 3V2H234ZM233 3V4H234ZM237 3H239V2H237ZM252 3H254V2H252ZM257 3L255 2V5H257ZM262 4H260V6H262V8H263V10H264V0L261 2ZM214 4H215V2H214ZM217 4V3H216ZM215 4V5H216ZM223 4V3H222ZM225 4V3H224ZM232 4V3H231ZM249 5H250V3H248ZM221 5V4H220ZM226 5L228 6V4L226 3ZM225 5V6H226ZM229 5H230V3H229ZM4 6V5H3ZM5 6H6V4H5ZM4 6V7H5ZM8 6V5H7ZM10 6V5H9ZM153 6H155V5H153ZM210 6H211V1H205L204 0V2H199L198 4L196 3V5H193V7H190V8H192V9H194L195 11H196V13L198 12V14H195L194 15V11H193V13L192 12H190L189 11V9L188 10H186V9H184V10H182V15H183V17H184V19L187 21V23L190 25L188 28H190L191 29V27L193 26L192 24H194L195 26H197V29L200 31V33L199 34H202L203 35V37L205 38V40L206 39H209L210 40V37L211 38H214L213 36H216V35H214L213 33L215 32L216 34L218 33V31H219V29H214V27L211 25V27H213V28H211L210 26H209V18H208V20H204V19H207V17H209L210 15H212V14H216L217 12L215 11V10H212L213 12H211V11H206V9L207 8H209L210 9ZM236 6V5H235ZM235 6H233L232 8L235 10V9H238V8H234ZM239 6V5H238ZM237 6V7H238ZM259 6V7H260ZM2 7V6H1ZM0 7V8H1ZM13 7V6H12ZM151 7V6H150ZM158 7V6H157ZM166 7V6H165ZM164 7V8H165ZM183 7V6H182ZM187 7V6H186ZM185 7V8H186ZM213 7V6H212ZM215 8H218L219 9V7H216V6H214ZM213 7V9H215ZM223 6H221V8H222ZM230 7V6H229ZM240 7V6H239ZM251 7V6H250ZM258 7V6H257ZM257 7H255V8H253V10L254 9H256ZM258 7V8H259ZM6 8H10V7H6ZM14 8V7H13ZM133 8V7H132ZM188 8V7H187ZM226 8V7H225ZM242 8V7H241ZM244 8V7H243ZM163 9V8H162ZM166 9V8H165ZM172 9V8H171ZM175 9V8H174ZM177 9V8H176ZM182 9V8H181ZM208 9V10H209ZM212 9V8H211ZM223 9V8H222ZM250 9V8H249ZM248 9V10H249ZM1 10H3L2 8H1ZM0 10V11H1ZM5 10V9H4ZM13 10V9H12ZM11 10V13L10 12H7V13H10L9 15L11 16V18L13 17V18H15V19H17L18 20V22H21V24L22 23H24V21H22L23 20V17H22V13H18V10L19 9H17V10H13L12 11ZM119 10H121V9H119ZM118 10V11H119ZM123 10V9H122ZM145 10H147L146 8H145ZM144 9H142V7L140 8L139 7V9L137 8V9H135V10H130V12H128V11H126V13L124 12V10L122 11V14H120V15H122V16H117V12L115 11V16L113 15V13L111 14L109 11V13H106L107 11H105V10H103L102 12H104V13H98L99 14V16L97 15V18H96V20L97 21H99V23L101 22V24H102V22H103V24H104V26H105V23L107 24L106 26H108V27H110L111 26V24L113 25V24H115V25H119V24H121V23H123L124 21L126 22V20H127V18H131V17H129V16H132V18L135 20V21H140V23H143V22H145L146 21V19L145 18H147V15H148V13L149 12H151V14H150V16H152L153 18H157V19H162V20H164V21H166V20H170V19H172L173 18V16H174V11H175V13H177L178 11H176V10H171V11H173V12H168L167 11V9H166V11L168 12H164V10L163 11H157V8H156V10H155V7H153V9H151L150 8V10H148V11H145ZM169 10H170V8H169ZM224 10V9H223ZM229 10V9H228ZM247 9L245 10V9H238V11H234V13H236V15H238V17L239 16H242L241 18H247V16L249 17V15L251 16V14H253L250 10L248 11ZM9 11V10H8ZM20 11V10H19ZM225 11V10H224ZM255 11V10H254ZM2 12V11H1ZM5 12L6 11H4V14H5ZM121 12V11H120ZM123 12H124V14H123ZM220 12V11H219ZM218 12V13H219ZM230 12V11H229ZM232 12H233V10H232ZM257 12V11H256ZM262 12V11H261ZM222 13H224L223 11H222ZM258 13V12H257ZM191 14H193L192 16H191ZM226 14V13H225ZM93 15V14H92ZM181 15V16H182ZM219 15V14H218ZM232 15V14H231ZM255 13H254V17H255ZM260 15V14H259ZM23 16H25V15H23ZM91 16V15H90ZM93 16H95V15H93ZM149 16V17H150ZM180 16V15H179ZM229 16V15H228ZM235 16V15H234ZM244 16V17H243ZM252 16V17H253ZM261 16V15H260ZM22 17V18H21ZM92 17V16H91ZM96 17V16H95ZM117 17H119V18H117ZM151 17V18H152ZM183 17H182V19H183ZM219 17H220V15H219ZM232 17V16H231ZM236 17V16H235ZM237 17V18H238ZM263 17V16H262ZM9 18V17H8ZM152 18V19H153ZM224 18V17H223ZM225 18H227V17H225ZM236 18V19H237ZM240 18V19H241ZM244 18V19H245ZM257 18V17H256ZM1 19V18H0ZM6 19V18H5ZM35 19V18H34ZM92 19V18H91ZM94 19V18H93ZM92 19V20H93ZM149 19V18H148ZM156 19V20H157ZM199 19H201V20H199ZM203 19V20H202ZM221 19V18H220ZM239 19V20H240ZM253 19V18H252ZM260 19V18H259ZM11 20V19H10ZM32 20V19H31ZM85 20V19H84ZM88 20H89V18H88ZM155 20V19H154ZM173 20V19H172ZM171 20V21H172ZM180 20V19H179ZM214 20H215V18H214ZM232 20H233V18H232ZM232 20H231V23L233 24L234 23V21L232 22ZM12 21H13V19H12ZM38 21H40V20H38ZM80 21V20H79ZM78 21V22H79ZM95 21V20H94ZM94 21H92L93 23H94ZM129 21V20H128ZM130 21H131V19H130ZM129 21V22H130ZM135 21L133 22V23H135ZM150 21V20H149ZM177 21V20H176ZM185 21V22H186ZM219 21V20H218ZM217 21V22H218ZM237 21V20H236ZM247 21V20H246ZM251 21V20H250ZM35 22H36V20H35ZM157 22V21H156ZM184 22V21H183ZM224 22V21H223ZM226 22V21H225ZM228 22V24L230 23L229 22V20L227 21ZM239 22V21H238ZM28 23V22H27ZM27 23H25V24H27ZM80 23V22H79ZM90 23H91V21H90ZM99 23H97V24H99ZM132 23V24H133ZM168 23V22H167ZM179 23V22H178ZM181 23V22H180ZM186 23V24H187ZM211 23V22H210ZM231 23H230V26L229 25H225L226 23H222V20L220 21V23L218 22V24L219 25H223V26H221L222 28L225 26V27H229V30H231V32H232V35H233V33L234 34H236V36H241V37H245V36H247L248 34V32H251L252 30V28L251 27H244L243 25H239V24H237V25H235V23H234V25H231ZM239 23H241V21L239 22ZM248 23V22H247ZM41 24V23H40ZM100 24V26L101 27H103L102 25ZM138 24H139V22H138ZM151 24H153V23H151ZM158 24V23H157ZM168 24H170V25H168ZM167 25H168V28L170 29V30H173V28H175V27H173L174 26V24L172 23V22H170V23H168ZM177 24V23H176ZM175 24V25H176ZM182 24V23H181ZM181 25V26H185V28H186V31H187V27L186 26H188V25ZM213 24H214V22H213ZM217 23L215 22V24L214 25H216ZM246 24V23H245ZM31 25V24H30ZM73 25H75L76 26V24H73ZM91 26H93V24H90ZM126 25V24H125ZM136 25V24H135ZM140 26H141V28H142V25L141 24H139ZM145 24H143V26H144ZM154 25V24H153ZM164 25V24H163ZM166 25V26H167ZM173 25V26H172ZM177 25H180V24H177ZM218 25V26H219ZM247 25H249V24H247ZM246 25V26H247ZM250 25H251V23H250ZM253 25H255V24H253ZM253 25H251V26H253ZM8 26H9V24H8ZM11 26V25H10ZM23 26H24V24H23ZM32 26V25H31ZM35 26V25H34ZM60 26V25H59ZM62 26H64V25H62ZM71 26V25H70ZM78 26H80V25H78ZM83 27H85L86 26V24H85V26L84 25H82ZM82 26L81 27H76V29H78V30H80V29H83L82 28ZM89 26V25H88ZM90 26V27H91ZM97 26V25H96ZM96 26H94V28L96 27ZM150 26V25H149ZM162 26V25H161ZM29 27V26H28ZM37 27V26H36ZM65 27H66V25H65ZM65 27H64V29H65ZM98 27V26H97ZM112 27V26H111ZM111 27H110V30L109 31H106L105 33L107 34V37H108V33L107 32H111L112 30H111ZM123 27H125V26H123ZM145 27H146V25H145ZM155 27V26H154ZM162 27H164V26H162ZM180 27V26H179ZM217 27V26H216ZM224 27V28H225ZM261 27H264V26H261ZM9 28H11V27H8L7 29H9ZM46 28V27H45ZM67 28H68V26H67ZM73 28H74V26H73ZM93 28V27H92ZM105 28V27H104ZM115 28H116V26H115ZM121 28V27H120ZM138 28V27H137ZM157 28V27H156ZM165 28V27H164ZM163 28V29H164ZM167 28V27H166ZM219 28H220V26H219ZM35 29V28H34ZM38 30H39V28H37ZM44 29V28H43ZM60 28H58V30H59ZM70 29V28H69ZM75 29V28H74ZM88 29V28H87ZM99 30H102V29H100V28H98ZM124 29V28H123ZM132 29H133V27H132ZM135 29V28H134ZM144 29V28H143ZM146 29H149V28H146ZM146 29H144V30H146ZM160 29V28H159ZM178 29V28H177ZM180 29H183V31H184V27L182 28V27H180ZM196 29V30H197ZM253 29H256V28H254V26H253ZM33 30V29H32ZM66 30V29H65ZM68 30V29H67ZM66 30V31H67ZM72 30V29H71ZM89 30V29H88ZM86 31V32H89V31ZM91 30H93V29H91ZM125 30V29H124ZM130 30V29H129ZM127 31V28H126V30L125 31H121L122 33V35L123 36H125V38H127L128 39V43H132V46H134V48H137L138 50H140V47L138 46V43H137V39L135 40V38L136 37H134V35H133V33L131 32V31ZM160 30H162V29H160ZM164 30H166V29H164ZM192 30V29H191ZM221 31L223 30V29H220ZM226 30H227V28H226ZM261 30V29H260ZM11 31H13V30H11ZM37 31V30H36ZM39 31H41V30H39ZM44 31V30H43ZM69 31V30H68ZM85 31V30H84ZM103 31V30H102ZM115 31V30H114ZM119 31V30H118ZM137 31V30H136ZM141 31V30H140ZM143 31V30H142ZM141 31V32H142ZM150 31V30H149ZM175 31V30H174ZM198 31V32H199ZM210 31H214V32H211L210 33ZM225 30H223V32H224ZM264 31V30H263ZM8 32V31H7ZM30 32H32V31H30ZM49 32H51L50 30H49ZM97 32V31H96ZM113 32V31H112ZM111 32V33H112ZM140 32V33H141ZM151 32H154V31H151ZM161 32V31H160ZM165 32V31H164ZM198 32H197V34H195V35H198ZM229 32V31H228ZM253 32H255V31H253ZM253 32L252 33H249L250 34V36L248 37V40H247V42H251L250 40H252V38L251 37H253L252 36V34H253ZM13 33H15V32H13ZM12 33V34H13ZM43 33H45V32H43ZM43 33H41L40 34V38H42V40H47V43H50V44H52V45H59L58 43H61L59 40H60V36L59 37H57V35L55 34V32L53 33V35H48V34H43ZM73 35H75L73 32H71ZM70 33V34H71ZM76 33H78V32H76ZM84 33V32H83ZM93 33V32H92ZM103 33H104V31H103ZM103 33H102V35H103ZM114 33V32H113ZM139 33V32H138ZM149 33V32H148ZM162 33V32H161ZM182 33H184V32H182ZM191 33V32H190ZM225 33H227V31L225 32ZM263 33V32H262ZM16 34V33H15ZM14 34V35H15ZM38 34V33H37ZM51 34V33H50ZM62 34V33H61ZM66 34H68V33H66ZM79 34V33H78ZM77 34V35H78ZM90 34V33H89ZM100 34V33H99ZM119 34V33H118ZM135 34V33H134ZM143 34V33H142ZM144 34H145V32H144ZM172 34V31H171V33L169 32V35H167V36H170ZM178 34V33H177ZM187 34V33H186ZM222 34V33H221ZM264 34V33H263ZM35 35V34H34ZM56 35V36H55ZM58 35H60V34H58ZM85 35V34H84ZM91 35V34H90ZM97 35H98V33H97ZM101 35V34H100ZM105 35V34H104ZM103 35V36H104ZM138 35V34H137ZM136 35V36H137ZM149 35V34H148ZM159 35V34H158ZM166 35V34H165ZM175 35V34H174ZM183 35V34H182ZM209 35H213V36H209ZM218 35V34H217ZM226 35V34H225ZM224 35V36H225ZM9 36H10V34H9ZM9 36H7V38L9 37ZM17 36V35H16ZM32 36V35H31ZM141 36V35H140ZM160 36V35H159ZM155 37V38H161V37ZM30 37V36H29ZM33 37V36H32ZM31 37V38H32ZM37 37H39V35L37 36ZM66 37H68V36H66ZM66 37H64V38H66ZM78 37V36H77ZM97 37V36H96ZM104 37H106V35L104 36ZM143 37V36H142ZM142 37H141V39H142ZM149 37V36H148ZM166 37V36H165ZM172 37V36H171ZM170 37V38H171ZM182 37V36H181ZM188 37V36H187ZM189 37H191V36H189ZM198 37H200V36H198ZM201 38V39H203L204 40V38ZM207 37V38H206ZM222 37V36H221ZM230 37V36H229ZM254 37H256V36H254ZM12 38V37H11ZM17 38V37H16ZM85 38V37H84ZM93 38V37H92ZM101 38V37H100ZM99 38V39H100ZM109 38V37H108ZM115 39H116V36L114 37ZM124 38V39H125ZM163 38V37H162ZM161 38V39H162ZM220 38V37H219ZM247 38V37H246ZM251 38V39H250ZM14 39H15V37H14ZM19 39V38H18ZM23 39V38H22ZM22 39H21V41H22ZM36 39H38V38H36ZM62 39V38H61ZM80 38H73V36H72V38L71 39H69V40H66L67 41V43H71V44H76V43H78V42H81V41H83L84 39L82 38V36H81V41L79 40ZM83 39V40H82ZM104 39V38H103ZM140 39V40H141ZM173 39V38H172ZM180 39V38H179ZM195 39V38H194ZM239 39V38H238ZM245 39V38H244ZM7 40V39H6ZM16 40V39H15ZM25 40V39H24ZM23 40V41H24ZM33 40H35V39H33ZM39 40V39H38ZM57 40H58V42H57ZM106 40V39H105ZM139 40V39H138ZM139 40V41H140ZM148 40V39H147ZM154 40V39H153ZM159 41H162V40H160V39H158ZM186 40V39H185ZM184 40V41H185ZM188 40H190V39H188ZM192 40V39H191ZM196 40V39H195ZM197 40H199V38H197ZM226 40H228V38L226 39ZM235 40H237V39H234V41ZM240 40V39H239ZM254 40H255V38H254ZM27 41V40H26ZM36 42H37V40H35ZM40 41V40H39ZM62 41L64 42V40L62 39ZM98 41V40H97ZM101 41V40H100ZM115 41V40H114ZM150 41V40H149ZM158 41V42H159ZM178 41V40H177ZM193 41V40H192ZM213 41H214V43H215V40L213 39ZM218 41V40H217ZM220 41V40H219ZM4 42H6V41H4ZM13 42V41H12ZM11 42V43H12ZM32 43H34V45H35V42L34 41H31ZM118 42V41H117ZM115 43L116 45L118 44V43ZM124 42V41H123ZM122 42V43H123ZM152 42V41H151ZM158 42H156V43H158ZM165 42V41H164ZM170 42V41H169ZM186 42V41H185ZM201 42V41H200ZM206 42V41H205ZM222 42V41H221ZM237 42H239V41H237ZM240 42H241V40H240ZM245 42V41H244ZM31 43V44H32ZM66 43V42H65ZM64 43V44H65ZM88 43H90V42H88ZM109 43V42H108ZM130 43V44H131ZM146 43V42H145ZM155 43V44H156ZM161 43V42H160ZM166 43V42H165ZM172 43V42H171ZM179 43V42H178ZM190 43V42H189ZM202 43V42H201ZM207 43H209V42H207ZM213 43V44H214ZM225 43V42H224ZM235 43V42H234ZM252 43V42H251ZM1 44V43H0ZM10 44V43H9ZM9 44H7V45H9ZM21 44V43H20ZM29 44V43H28ZM38 44V43H37ZM44 44V43H43ZM50 44H47V46L48 45H50ZM74 44V46H76ZM81 44V43H80ZM80 44H79V46H80ZM84 44H85V42H84ZM149 44V43H148ZM159 44V43H158ZM173 44V43H172ZM175 44V43H174ZM181 44V43H180ZM193 44V43H192ZM191 44V45H192ZM218 44V43H217ZM217 44H216V46H217ZM220 44V43H219ZM227 44V43H226ZM242 44H244V43H242ZM4 45V44H3ZM16 45V44H15ZM22 45H24V44H22ZM39 45H41V44H39ZM66 45V44H65ZM68 45V44H67ZM67 45L66 46H64V49H63V47H62V50L64 51L65 50V47H67ZM106 45H108V44H106ZM141 45V44H140ZM144 46H145V44H143ZM143 45H141V46H143ZM169 45V44H168ZM184 45V44H183ZM211 45V44H210ZM221 45V44H220ZM240 45V44H239ZM246 45H247V43H246ZM1 46V45H0ZM5 46V45H4ZM3 46V47H4ZM11 46H13V44H11ZM10 46V47H11ZM31 46H33V45H31ZM61 46H63V44H61ZM61 46H60V48H61ZM73 46V45H72ZM81 46H83V45H81ZM86 46H88V44L86 45ZM111 46V45H110ZM114 46V45H113ZM118 46V45H117ZM116 46V47H117ZM156 46V45H155ZM159 46H160V44H159ZM165 46V45H164ZM163 46V47H164ZM175 46H176V44H175ZM178 46H179V44H178ZM185 46V45H184ZM199 46H200V43H199ZM207 46V45H206ZM211 46H213V45H211ZM234 46V45H233ZM243 46V45H242ZM257 46V45H256ZM258 46H260V45H258ZM34 48H35V46H33ZM39 47V46H38ZM41 47H43V45L41 46ZM59 47V46H58ZM69 47L70 46H68L67 48H68V50L66 49L65 51L67 52H69V50L70 51H73V49L71 50V49H69ZM112 47V46H111ZM110 47V48H111ZM122 47H123V45H122ZM153 47H154V45H153ZM202 47V46H201ZM203 47H204V45H203ZM227 47V46H226ZM230 47H232V46H230ZM236 47H238L237 45H236ZM241 47V46H240ZM255 47V46H254ZM26 48V47H25ZM29 48V47H28ZM45 48V47H44ZM60 48H58V50L60 49ZM72 48V47H71ZM77 48V47H76ZM83 49L84 48H86L85 46L84 47H82ZM81 48V49H82ZM88 48V47H87ZM86 48V49H87ZM118 48V47H117ZM125 48H127V47H125ZM134 48H132V49H134ZM143 48V47H142ZM160 48V50L161 49H164V48H162V46L161 47H159ZM175 48V47H174ZM178 48V47H177ZM193 48V47H192ZM246 48V47H245ZM258 47H256V49H257ZM262 48V47H261ZM257 49V51H259V56H260V59H259V61L261 60V63H260V65L258 66V67H255V68H246L247 67V63H250V62H246L245 60L246 59H239V60H237V61H234V64H232V65H229V66H232V68L231 67H229V69H231V70H234V68H236V69H240V70H242L241 71V73L239 72V73H233V75L231 76V70L230 71H228L227 69V71L228 72H230V76L231 77H229L230 78V81H228L229 80V78H228V83H227V85L223 88V92H228V90H231L232 88H231V85H235V86H237V87H239L240 89L241 88H255V87H257V86H259V88H261L262 89V87H261V84L260 85H258V81L257 80H259V79H261L260 81H262V79H264V50H262V49ZM8 49V48H7ZM33 49V48H32ZM128 49V48H127ZM144 49H146V48H144ZM170 49V48H169ZM185 49V48H184ZM199 49V48H198ZM197 49V50H198ZM225 49V48H224ZM223 49V50H224ZM240 49V48H239ZM242 49H243V47H242ZM249 49V48H248ZM253 49V48H252ZM36 50V49H35ZM38 50V49H37ZM61 50V49H60ZM78 50V49H77ZM89 50V49H88ZM113 50H114V48H113ZM129 50V49H128ZM127 50V51H128ZM156 50V49H155ZM154 50V51H155ZM167 50V49H166ZM176 50V49H175ZM182 50V49H181ZM190 50V49H189ZM192 50H194V49H192ZM205 50H206V48H205ZM254 50V49H253ZM12 51V50H11ZM30 51V50H29ZM43 51V50H42ZM51 51H52V49H51ZM81 51V50H80ZM83 51V50H82ZM86 52H87V50H85ZM85 51H83V52H80V53H86ZM120 51H122V49L120 48ZM146 51V50H145ZM151 51H153V49L151 50ZM157 51V50H156ZM155 51V52H156ZM170 51V50H169ZM177 51V50H176ZM184 51V50H183ZM215 51V50H214ZM256 51V50H255ZM8 52V51H7ZM18 52V51H17ZM21 52H22V50H21ZM21 52H19L20 54H21ZM39 52H41V51H39ZM49 52V51H48ZM66 52H64L65 54H66ZM76 52H79V51H76ZM125 52V51H124ZM129 52V51H128ZM132 52V51H131ZM137 53L139 52V51H136ZM142 52V51H141ZM162 52H164V51H162ZM166 52V51H165ZM164 52V53H165ZM178 52V51H177ZM185 52V51H184ZM188 53H189V51H187ZM194 52V51H193ZM220 52V51H219ZM228 52V51H227ZM244 52V51H243ZM23 53V52H22ZM27 53V52H26ZM38 53V52H37ZM45 53V52H44ZM75 53V52H74ZM79 53V54H80ZM120 53L121 52H119V55H120ZM127 53V52H126ZM125 53V54H126ZM130 53V52H129ZM157 53H158V51H157ZM160 54H161V52H159ZM173 53H174V51H173ZM186 53V52H185ZM200 53H201V50H200ZM245 53V52H244ZM250 53H251V51H250ZM255 53V52H254ZM34 54V53H33ZM54 54V53H53ZM73 54V53H72ZM79 54H77V55H79ZM87 54H88V52H87ZM139 54V53H138ZM141 54V53H140ZM152 54V53H151ZM149 55V56H153V55ZM175 54V53H174ZM181 54V53H180ZM187 54V53H186ZM206 54V53H205ZM208 54V53H207ZM218 54V53H217ZM233 54V53H232ZM235 54V53H234ZM243 54V53H242ZM246 54V53H245ZM257 54V53H256ZM35 55V54H34ZM44 55V54H43ZM68 55V54H67ZM129 55H131V54H129ZM179 55V54H178ZM188 55V54H187ZM186 55V56H187ZM195 55V54H194ZM193 55V56H194ZM203 55H204V53H203ZM252 55V54H251ZM254 55V54H253ZM30 56V55H29ZM45 57H46V55H44ZM43 56V57H44ZM54 56V55H53ZM65 56V55H64ZM70 56H71V53H70ZM73 56V55H72ZM80 56V55H79ZM82 56V55H81ZM126 56V55H125ZM136 56H137V54H136ZM139 56V55H138ZM146 56V55H145ZM148 56V57H149ZM156 55H154V57H155ZM172 56V55H171ZM191 56H192V54H191ZM202 56V55H201ZM216 56V55H215ZM10 57V56H9ZM24 57V56H23ZM26 57V56H25ZM34 57V56H33ZM48 57H50V56H48ZM128 57V56H127ZM131 57V56H130ZM165 57V56H164ZM163 57V58H164ZM167 57H168V55H167ZM189 57V56H188ZM196 57V56H195ZM199 57V56H198ZM204 57V56H203ZM245 57L247 58V56L245 55ZM14 58V57H13ZM19 58V57H18ZM39 58H41V56L39 57ZM38 58V59H39ZM64 58V57H63ZM124 58H126V57H124ZM161 58H162V55H161ZM201 58V57H200ZM205 58V57H204ZM240 58V57H239ZM252 58V57H251ZM7 59H9V60H13V59H11V58H7ZM27 59V58H26ZM49 59V58H48ZM52 59H53V57H52ZM52 59H50L51 61H53ZM56 59H57V57H56ZM66 59V58H65ZM76 60L78 59V57L77 58H75ZM86 59V58H85ZM130 59V58H129ZM131 59H133V58H131ZM143 59V58H142ZM151 59V58H150ZM154 59V58H153ZM172 59V58H171ZM182 59V58H181ZM191 59V58H190ZM233 59V58H232ZM237 59V58H236ZM40 60V59H39ZM42 60H44V59H42ZM47 59H45V61L44 62H50V60H48V61H46ZM90 60V59H89ZM126 60H127V58H126ZM134 60H135V58H134ZM146 60V59H145ZM175 60V59H174ZM197 60V59H196ZM195 60V62H197ZM201 60V59H200ZM199 60V58H198V61H200ZM231 60V59H230ZM251 60V59H250ZM19 61H20V59H19ZM41 61V60H40ZM62 61V60H61ZM71 61H73V60H71ZM70 61V62H71ZM155 61V60H154ZM163 61V60H162ZM170 61V60H169ZM177 61H179V60H177ZM186 61V60H185ZM190 61V60H189ZM192 61V60H191ZM44 62L42 61V65L44 64ZM56 62V61H55ZM60 62V61H59ZM58 62V63H59ZM66 62V61H65ZM126 62V61H125ZM124 62V63H125ZM147 62V61H146ZM165 62H166V60H165ZM181 62V61H180ZM230 62V61H229ZM228 62V63H229ZM255 62V61H254ZM11 63H13V62H11ZM25 63H27V62H25ZM57 63V62H56ZM61 63V62H60ZM63 63H64V61H63ZM66 63H68V62H66ZM72 63V62H71ZM81 63V62H80ZM94 63V62H93ZM130 63V62H129ZM152 63V62H151ZM156 63H158V61L156 62ZM159 63H162V62H159ZM167 63V62H166ZM169 63V62H168ZM167 63V64H168ZM172 63V62H171ZM184 63V62H183ZM192 63H194V61L192 62ZM199 63V62H198ZM230 63H232V62H230ZM29 64H30V62H29ZM34 64V63H33ZM69 64V63H68ZM75 64V63H74ZM86 64V63H85ZM145 64V63H144ZM164 64V63H163ZM178 64H179V62H178ZM191 64V63H190ZM196 64V63H195ZM253 64H256V62L255 63H253ZM253 64H252V67H253ZM20 65H22V64H20ZM27 65V64H26ZM38 65H39V63H38ZM46 65V63L43 65V66H45ZM83 65H84V63H83ZM125 65V64H124ZM133 65V64H132ZM162 65V64H161ZM192 65H194V64H192ZM28 66V65H27ZM27 66H25V67H27ZM35 66V65H34ZM48 66V65H47ZM60 66V68H61V65H59ZM75 66H76V64H75ZM85 66V65H84ZM87 66V65H86ZM88 66H90V64L88 65ZM126 66V65H125ZM146 66V65H145ZM167 66V65H166ZM169 66V65H168ZM167 66V67H168ZM179 66V65H178ZM181 66V65H180ZM201 66H203L202 64L200 65V67ZM2 67V66H1ZM20 67V66H19ZM31 67V66H30ZM46 67V66H45ZM64 67V66H63ZM69 67V66H68ZM92 67V66H91ZM98 67V66H97ZM133 67V66H132ZM131 67V68H132ZM150 67H152V66H150ZM163 67V66H162ZM165 67V66H164ZM182 67V66H181ZM180 67V68H181ZM188 67V66H187ZM190 67V66H189ZM188 67V68H189ZM195 67H196V65H195ZM194 67V68H195ZM199 67V66H198ZM17 68H18V65H17ZM33 68V67H32ZM35 68H36V66H35ZM51 68L53 69V71L54 70H56L57 71V66H55V64H54V62L52 63L51 62ZM72 68V67H71ZM70 68V69H71ZM75 68H78V67H75ZM86 68V67H85ZM124 68H128L129 69V66H127V67H124ZM143 68V67H142ZM157 68H159V67H157ZM166 68V67H165ZM168 68H170V67H168ZM179 68V67H178ZM197 68V67H196ZM202 68V67H201ZM227 68V67H226ZM24 68H22L21 70H23ZM37 69V68H36ZM41 69V68H40ZM39 69V70H40ZM49 69H50V67H49ZM59 69V68H58ZM69 69V68H68ZM95 69V68H94ZM93 69V70H94ZM144 69V68H143ZM147 69H149V68H147ZM151 69V68H150ZM160 69V68H159ZM159 69H158V71H159ZM162 69V68H161ZM183 69V68H182ZM203 69V68H202ZM33 70V69H32ZM38 70V71H39ZM41 70H43L44 71V69H41ZM59 70H61V69H59ZM58 70V71H59ZM91 70H92V68H91ZM126 70V69H125ZM133 70V69H132ZM156 70V74L158 73V71H157V69H155ZM175 70V69H174ZM173 70V72H175ZM192 70V69H191ZM199 70V69H198ZM208 70V69H207ZM223 70V69H222ZM13 71V70H12ZM34 71V70H33ZM37 71V70H36ZM36 71H35V73H36ZM52 71V72H53ZM68 71V70H67ZM77 71V70H76ZM85 71V70H84ZM95 71V70H94ZM100 71V70H99ZM140 71H142V70H140ZM179 71V70H178ZM201 71V70H200ZM202 71H205V70H202ZM221 71V70H220ZM40 72V71H39ZM39 72H37V73H39ZM44 72H46V71H44ZM48 72V71H47ZM50 72H51V70H50ZM50 72L48 73V75H50ZM62 72V73H61ZM71 72V71H70ZM92 72V71H91ZM104 72V71H103ZM147 72H150V71H147ZM162 72V71H161ZM169 72V71H168ZM208 72H210V71H208ZM219 72V71H218ZM19 73V72H18ZM28 73V72H27ZM31 73V72H30ZM34 73V74H35ZM58 73V72H57ZM61 73V74H60ZM60 75H59V81H57L56 83L58 84V83H60V86H61V89H63L62 91L60 90H57L56 91V89L55 90H53L54 88H52L51 86H49V81H48V79L49 80H52L53 79V81L55 80L54 78H52V79H50V78H48V79H46L45 77V79H46V81H48V82H46V87H45V85L44 84H41L42 85V88L44 89V92H45V95L42 93V95H44V97H43V102H42V108L40 109V108H38V109H40V111H41V114H42V120H44V122L48 125V127L50 128V130H51V134L53 135L52 137H55V139L58 141V142H60V140L62 141V135H63V132H65V131H63V127H64V125H67V123H69L70 121H71V118H72V113L71 112H74V111H76L77 112V110H78V113H79V110L80 109H82V108H80V109H77V110H75V106H77V103L75 104L74 102L72 103V101L70 100V99H74V97L72 96L74 93H73V89H75V91H76V94L77 93H81L82 92V82L84 83V81H83V79H85L84 77H83V74H82V72H81V74H82V77L83 78H81L80 76H78V75H76V72H75V74H73V73H68V72H64V70L63 71H60ZM105 73V72H104ZM136 73V72H135ZM139 73H141V72H139ZM154 73V72H153ZM182 73H183V71H182ZM201 73V72H200ZM211 73V72H210ZM217 73V72H216ZM215 73V74H216ZM226 74H227V72H225ZM225 73H224V75H225ZM20 74V73H19ZM40 74H43V72L42 73H40ZM39 74V75H40ZM53 74H54V72H53ZM77 74H79V72L77 73ZM80 74V75H81ZM96 74V73H95ZM94 74V75H95ZM126 74V73H125ZM134 74V73H133ZM149 74V73H148ZM150 74H152V73H150ZM149 74V75H150ZM155 74V73H154ZM168 74H170V73H168ZM172 74V73H171ZM181 74V73H180ZM191 74V73H190ZM206 74V73H205ZM219 74V73H218ZM17 75V74H16ZM15 75V76H16ZM31 74H29V76H30ZM48 75H47V77H48ZM56 75V74H55ZM54 75V76H55ZM58 75V74H57ZM57 75H56V77H57ZM99 75V74H98ZM130 75H132V74H130ZM141 75H143V73L141 74ZM160 75V74H159ZM185 75H186V72H185ZM207 75V74H206ZM212 75V74H211ZM28 76V75H27ZM32 76V75H31ZM96 76H97V74H96ZM100 76V75H99ZM105 76H107V75H105ZM133 76H135V75H133ZM154 76H156V75H154ZM163 76V75H162ZM167 76V75H166ZM177 76V75H176ZM220 76V75H219ZM229 76V75H228ZM25 77V76H24ZM87 77V76H86ZM88 77H89V75H88ZM100 77H102V76H100ZM113 77V76H112ZM122 77V76H121ZM128 77H130V76H128ZM137 77V76H136ZM140 77V76H139ZM138 77V78H139ZM144 77V76H143ZM181 77H182V75H181ZM180 77V79H182ZM193 77V76H192ZM22 78H23V76H22ZM21 78V79H22ZM28 78V77H27ZM26 78V79H27ZM96 77H94V79H93V73H91V75H90V77L89 78H86V84H89V86L88 87H90L91 89L93 88V86L96 84L95 83V81H96V79H95ZM164 78V77H163ZM170 78V77H169ZM211 78V77H210ZM213 78H214V76H213ZM29 79V78H28ZM27 79V80H28ZM32 79V78H31ZM37 79V78H36ZM45 79H43L42 78V80H45ZM126 79H128V78H126ZM125 79V80H126ZM150 79H151V77H150ZM154 79H157L156 77H154ZM177 79V78H176ZM180 79H179V81H180ZM204 79V78H203ZM219 79H221L220 77H219ZM93 80H95V81H93ZM102 80H104V79H102ZM138 80V79H137ZM158 80V79H157ZM166 80H167V78H166ZM172 80H174L173 78H172ZM189 80V79H188ZM193 80V79H192ZM205 80H206V78H205ZM223 80V79H222ZM221 80V81H222ZM4 81V80H3ZM23 81V80H22ZM37 81V80H36ZM53 81H51V82H53ZM142 81V80H141ZM154 81V80H153ZM182 81V80H181ZM186 81H187V79H186ZM197 81V80H196ZM196 81H194V82H196ZM200 81V80H199ZM213 81H214V79H213ZM225 81V80H224ZM40 82V81H39ZM38 82V83H39ZM42 82V81H41ZM101 82V81H100ZM108 82H110V81H108ZM121 82V81H120ZM132 82V81H131ZM137 82V81H136ZM160 82V81H159ZM163 83H164V81H162ZM169 81H167L166 83H168ZM172 82V81H171ZM170 82V83H171ZM177 82V81H176ZM194 82H192V83H194ZM264 82V81H263ZM55 83V84H56ZM95 83V84H94ZM113 83V82H112ZM133 83V82H132ZM175 83V82H174ZM178 83V82H177ZM188 83V82H187ZM224 83V82H223ZM22 84H23V82H22ZM52 84H54V83H52ZM56 84V88L59 86V84L57 85ZM99 84V83H98ZM103 84V83H102ZM106 84V83H105ZM104 84V85H105ZM117 84V83H116ZM115 84V85H116ZM125 84V83H124ZM158 83H156L155 85H157ZM162 84V83H161ZM182 84V83H181ZM184 84V83H183ZM202 84V83H201ZM220 84V83H219ZM1 85H2V82H1ZM31 85V84H30ZM38 85V84H37ZM44 85V86H43ZM107 85V84H106ZM115 85H114V87H115ZM123 85V84H122ZM126 85V84H125ZM133 85V84H132ZM153 85V84H152ZM171 85H172V83H171ZM185 86H186V84H184ZM194 85V84H193ZM196 85V84H195ZM204 85V84H203ZM218 85V84H217ZM221 85V84H220ZM223 85V84H222ZM262 85L264 86V83H262ZM7 86V85H6ZM55 86V85H54ZM59 86V87H60ZM99 86V85H98ZM98 86H97V88H98ZM130 86V85H129ZM147 86V85H146ZM174 86V85H173ZM179 86V85H178ZM38 87H40V86H38ZM84 87V86H83ZM107 87V86H106ZM109 87V86H108ZM145 87V86H144ZM150 87H151V84H150ZM153 87V86H152ZM159 87V86H158ZM157 87V88H158ZM165 87V86H164ZM176 88H177V86H175ZM181 87V86H180ZM183 87V86H182ZM188 87V86H187ZM198 87V86H197ZM204 87V86H203ZM216 87V86H215ZM229 87L231 88V89H229ZM96 88V86H95V88L93 89L94 90V92L96 91V90H98ZM111 88H113V87H111ZM116 88V87H115ZM141 88V87H140ZM156 88V89H157ZM179 88V87H178ZM208 88H210V87H208ZM217 88V87H216ZM233 88L235 89V87L233 86ZM258 88V87H257ZM257 88L255 89V90H257ZM5 89H7V88H5ZM34 89V88H33ZM42 89V90H43ZM96 89V90H95ZM132 89V88H131ZM136 89V88H135ZM143 89H145V88H143ZM152 89V88H151ZM162 89V88H161ZM165 89H167V88H165ZM188 89V88H187ZM192 89H193V87H192ZM194 89H195V87H194ZM214 89V88H213ZM212 89V91H214ZM222 89V88H221ZM264 89V88H263ZM8 90V89H7ZM37 90H38V88H37ZM42 90H40L41 92H42ZM73 90V91H72ZM84 90V89H83ZM88 90H90V89H88ZM87 90V91H88ZM92 90V91H93ZM114 90H116V89H114ZM137 90V89H136ZM140 90V89H139ZM139 90H138V92H139ZM147 90V89H146ZM146 90H145V92H146ZM155 90V89H154ZM153 90V91H154ZM169 91H170V89H168ZM184 90V89H183ZM182 90V91H183ZM207 90V89H206ZM210 90V89H209ZM220 90V89H219ZM250 90H254V89H250ZM249 90V91H250ZM32 91V90H31ZM33 91H35V90H33ZM72 91V93H70ZM86 91V90H85ZM86 91V92H87ZM99 91H100V88H99ZM101 91H102V89H101ZM123 91V90H122ZM128 91V90H127ZM141 91V90H140ZM144 91V90H143ZM159 91V90H158ZM157 91V93L159 94V92ZM161 91V90H160ZM189 91L190 90H187V92L189 93ZM222 91V90H221ZM241 91V90H240ZM260 91H263V90H260ZM93 92V93H94ZM103 92V91H102ZM111 92V90L109 91V93ZM133 92V91H132ZM135 92V91H134ZM171 92V91H170ZM191 92V91H190ZM195 92H196V89H195ZM195 92H194V94H195ZM206 92V91H205ZM211 92V91H210ZM222 92V93H223ZM236 92H239V90L237 91V89H236ZM235 91H234V94L236 93ZM244 92V91H243ZM7 93H10L9 91L7 92ZM69 93H70V95H69ZM97 93V92H96ZM95 93V94H96ZM117 93V92H116ZM125 93V92H124ZM123 93V94H124ZM143 93V92H142ZM146 93H148V91L146 92ZM152 92H150V94H151ZM176 93H177V91H176ZM182 93V92H181ZM193 93V92H192ZM224 93V94H225ZM232 93V92H231ZM246 93V92H245ZM247 93H249V92H247ZM11 94V93H10ZM9 94V95H10ZM38 94V93H37ZM106 94V93H105ZM114 94V93H113ZM128 94V93H127ZM145 94V93H144ZM149 94V93H148ZM147 94V95H148ZM149 94V95H150ZM155 94H156V91H155ZM157 94V95H158ZM162 94V93H161ZM185 94V93H184ZM210 94V93H209ZM208 94V95H209ZM220 94H221V92H220ZM224 94H222L224 97L225 96H227V95H224ZM250 94V93H249ZM252 94L253 93H251V96H252ZM34 95V94H33ZM75 95V94H74ZM94 95V94H93ZM96 95H98V94H96ZM114 95H116V94H114ZM122 95V94H121ZM139 95V94H138ZM186 95V94H185ZM197 95V94H196ZM203 94H201V96H202ZM205 95V94H204ZM221 95V96H222ZM232 95V94H231ZM23 96V95H22ZM30 96V95H29ZM69 96L71 97H73V98H69ZM76 96V95H75ZM90 96V95H89ZM88 96V97H89ZM100 96V95H99ZM102 96V95H101ZM104 96V95H103ZM140 96V95H139ZM138 96V97H139ZM146 96V95H145ZM166 96H168V95H166ZM180 96V95H179ZM183 96V95H182ZM187 96V95H186ZM201 96H199V97H201ZM205 96H207V95H205ZM215 96V95H214ZM222 96V97H223ZM237 96H239V95H237ZM255 96V95H254ZM12 97V96H11ZM14 97H16V96H14L13 95V97H12V99L14 98ZM31 97V96H30ZM77 97V96H76ZM78 97H79V95H78ZM91 97V96H90ZM105 97V96H104ZM111 97V96H110ZM159 97V96H158ZM192 97H193V95H192ZM208 97H210V96H208ZM227 97H229V96H227ZM234 97V96H233ZM35 98V97H34ZM33 98V99H34ZM39 98V97H38ZM87 98V97H86ZM93 98H96V96L95 97H93ZM93 98H90V99H93ZM103 98V97H102ZM108 98V97H107ZM153 98V97H152ZM157 98V97H156ZM161 98V97H160ZM172 98V97H171ZM178 98V97H177ZM180 98H182V97H180ZM195 98V97H194ZM194 98H193V100H194ZM213 98V97H212ZM241 98V97H240ZM245 98V97H244ZM244 98H243V100H244ZM261 98H264V96L263 97H261ZM32 99V98H31ZM35 99H37V98H35ZM80 100H81V98H79ZM89 99V98H88ZM97 99V98H96ZM113 99V98H112ZM118 99V98H117ZM127 99V98H126ZM129 99H130V97H129ZM140 99H142V100H144L143 99V97L142 98H140ZM154 99V98H153ZM152 99V100H153ZM176 99V98H175ZM187 99V98H186ZM190 99V98H189ZM201 99V98H200ZM214 99V98H213ZM220 99V98H219ZM227 100H228V98H226ZM16 101H18L19 103H20V105L22 106V107H24V108H27V106H26V104L24 103V101H22V100H20L19 98H16L15 99ZM30 100V99H29ZM87 100V99H86ZM95 100V99H94ZM111 100V99H110ZM119 100V99H118ZM118 100H116V101H118ZM125 100V99H124ZM135 100V99H134ZM141 100V101H142ZM147 100H148V97H147ZM165 100V99H164ZM169 100V99H168ZM178 100V99H177ZM202 100V99H201ZM203 100H205V98L203 99ZM234 100H235V98H234ZM264 100V99H263ZM262 100V101H263ZM36 101V100H35ZM39 101H40V99H39ZM73 101H75V100H73ZM77 101V100H76ZM81 101H83V100H81ZM104 101V100H103ZM112 101V100H111ZM136 101H137V99H136ZM138 101H139V99H138ZM149 101H150V99H149ZM154 101V100H153ZM153 101H151V102H153ZM160 101V100H159ZM162 101H163V99H162ZM170 101V100H169ZM172 101H173V98H172ZM180 101V100H179ZM179 101H178V103H179ZM221 101V100H220ZM261 101V102H262ZM78 102V101H77ZM94 102V101H93ZM99 102H101L100 101V99H99ZM124 102V101H123ZM140 102V101H139ZM143 102H145V101H143ZM164 102V101H163ZM163 102H161V103H163ZM198 102V101H197ZM205 102V101H204ZM206 102H207V100H206ZM229 102V101H228ZM245 102H247V100L245 101ZM264 102V101H263ZM262 102V103H263ZM30 103V102H29ZM79 103H81V102H79ZM83 103V105L85 104V106L87 107V108H91V107H89V104L91 103H87L85 100L82 102ZM94 103H96V101L94 102ZM110 103V102H109ZM142 103V102H141ZM160 103V102H159ZM159 103H158V106H160L159 105ZM168 103H170V102H168ZM167 103V104H168ZM174 103V102H173ZM177 103V102H176ZM195 103V102H194ZM230 103V102H229ZM235 103V102H234ZM114 104V103H113ZM113 104H112V106H113ZM119 104H120V102H119ZM119 104H117V105H119ZM122 104V103H121ZM131 104V103H130ZM133 104V103H132ZM139 104V103H138ZM143 104V103H142ZM142 104H140L141 106H142ZM164 104V103H163ZM162 104V105H163ZM166 104V103H165ZM164 104V105H165ZM196 104V103H195ZM251 104V103H250ZM39 105V104H38ZM75 105V106H74ZM79 106H80V104H78ZM82 105V104H81ZM115 105H116V102H115ZM135 105H136V103H135ZM172 105V104H171ZM175 105V104H174ZM181 105V104H180ZM180 105H178V107L180 106ZM189 105V104H188ZM193 105V104H192ZM226 105V104H225ZM229 105V104H228ZM233 105V104H232ZM238 105V104H237ZM32 106V105H31ZM35 106V105H34ZM90 106H91V104H90ZM94 105L92 104V107H93ZM105 106H106V104H105ZM105 106H101L102 108L104 107V109H103V111L105 110ZM120 106V105H119ZM127 107H128V105H126ZM137 106V105H136ZM136 106L134 107V108H136ZM184 106H185V104H184ZM195 106V105H194ZM194 106H193V109H194ZM231 106V105H230ZM262 106V105H261ZM264 106V105H263ZM98 107H99V105H98ZM101 107H100V109H101ZM109 108H111L110 106H108ZM116 107V106H115ZM152 107H154V106H152ZM167 107V106H166ZM166 107H164L165 109H167ZM178 107H176V108H178ZM181 107V106H180ZM255 107V106H254ZM77 108H79V107H77ZM85 108V107H84ZM86 108V109H87ZM118 108H120V107H118ZM132 108V107H131ZM138 109H139V105H138V107H137ZM155 108V107H154ZM162 108V107H161ZM182 108V107H181ZM197 108V107H196ZM195 108V109H196ZM35 109V108H34ZM37 109V108H36ZM35 109V110H36ZM93 110H97L98 111V109H94V108H92ZM133 109V108H132ZM131 109V110H132ZM138 109H137V111H136V109H135V111L137 112V113H139L138 112ZM144 109V108H143ZM159 109H160V107H159ZM165 109H163V110H165ZM185 109V108H184ZM189 109V108H188ZM249 109H251V108H249ZM260 109H262V108H260ZM27 111H29L28 109H26ZM84 110V112H86V110L85 109H83ZM92 110V111H93ZM119 110H121V109H119ZM139 110H141V109H139ZM151 110H152V108H151ZM181 110V109H180ZM201 110V109H200ZM254 110H255V108H254ZM257 110V109H256ZM156 111V110H155ZM158 111V110H157ZM156 111V113H158ZM176 111V110H175ZM187 111V110H186ZM191 111V110H190ZM197 111H199V109L197 110ZM259 111V110H258ZM257 111V112H258ZM76 112H75V114H76ZM100 112H102L101 110H100ZM108 112V111H107ZM119 112V111H118ZM151 112H153L154 113V111H151ZM166 112H168V111H166ZM171 112H173V110L171 111ZM183 112V111H182ZM242 112V111H241ZM257 112H256V114L255 115H258L257 114ZM77 113V114H78ZM98 113V112H97ZM96 113V114H97ZM113 113H114V110H113ZM117 113V112H116ZM116 113H115V115H116ZM124 113V112H123ZM122 113V114H123ZM126 113V115H128L129 114V112H128V114H127V112H125ZM143 113H145V110H144V112ZM184 113V112H183ZM187 113V112H186ZM199 113V112H198ZM201 113V112H200ZM252 113V112H251ZM259 113V112H258ZM40 114V113H39ZM74 114V113H73ZM75 114H74V116H75ZM81 114H83V112L81 113ZM87 115H88V117H89V113H86ZM92 114V113H91ZM95 113H93V115H94ZM99 114V113H98ZM97 114V115H98ZM105 114V113H104ZM112 114V113H111ZM148 114V113H147ZM159 114V113H158ZM170 114V113H169ZM182 114V113H181ZM181 114H179V115H181ZM185 114V113H184ZM192 114V113H191ZM194 115H195V113H193ZM205 114V113H204ZM208 114V113H207ZM223 114V113H222ZM230 114V113H229ZM253 114V113H252ZM86 115V116H87ZM99 115H101V114H99ZM106 115H107V113H106ZM114 115V114H113ZM113 115H111V116H113ZM118 115V114H117ZM121 115V114H120ZM145 115V114H144ZM153 115V114H152ZM162 115V112H161V114H159V116H161ZM176 115V114H175ZM183 115V114H182ZM181 115V116H182ZM202 115H203V113H202ZM214 115H216V114H214ZM213 115V116H214ZM73 116V117H74ZM105 116V115H104ZM147 116H149V115H147ZM150 116H151V113H150ZM154 116H155V114H154ZM153 116V117H154ZM178 116V115H177ZM184 116V115H183ZM218 116V115H217ZM90 117H92L91 115H90ZM99 117V116H98ZM108 117V116H107ZM126 117V116H125ZM135 117V116H134ZM139 117V116H138ZM152 117V116H151ZM150 117V118H151ZM152 117V118H153ZM158 117V116H157ZM156 116L154 117V118H157ZM166 117V116H165ZM172 117V116H171ZM186 117V116H185ZM192 117H193V115H192ZM199 117H200V115H199ZM207 117H209V116H207ZM81 118V117H80ZM83 118V117H82ZM85 118H87V117H85ZM93 118V117H92ZM110 118V117H109ZM120 118V117H119ZM141 118V117H140ZM158 118H160V117H158ZM157 118V119H158ZM161 118H162V116H161ZM160 118V119H161ZM166 118H168L169 119V116L168 117H166ZM179 118V117H178ZM188 118V117H187ZM219 118V117H218ZM261 118V117H260ZM96 119H97V117H96ZM101 119H103L102 117L100 118L99 117V119H98V130L97 131H94V130H87V133H86V140L85 141H89V144H90V146H91V155H90V158H89V156H88V158H87V156H84V151H83V149L82 148H78L75 144H67V145H65V146H63V149H64V152H62L61 154H58V153H55V152H43V151H41L42 149H40V145H39V142L37 141V139L36 138H33L32 136L30 137V135L28 136V127H27V125H26V123L23 121V119L21 118V116H19V114L17 113V112H15L13 109H11L10 107H8V106H6L5 104H3L2 103V101L0 102V153L2 154V156H4V160L5 159H7V158H5V157H11V160L13 161V165L11 164V166H13V169H12V175H14V177L16 176V175H18L19 176V178H21L20 180H22L23 181V184L21 185L19 182V184H20V186H15V196L20 200H18V202H20V203H23V205L25 204V202H24V200H25V196L27 195L28 196V193L30 194V193H35L36 194V192H34V186L31 188V187H29V186H27L26 185V181H28V180H30V179H32V177H34L35 175H37L36 173H37V171H38V169L40 168V164H39V161L37 160V158L39 157L40 159H43V160H45L46 162H48V164H50V165H52V166H57V167H59L62 171H60V174H58V173H50L49 174V179H50V181L51 182H53V183H55V185H57V186H60V187H63V188H65L66 190H68V191H73V192H80V193H82L81 191H79L80 190V188L81 187H85L86 189H87V191H89L90 193L88 194V192H87V194L88 195H91L92 197L94 196L95 197V195H96V193H98V192H100L101 190L100 189H102L104 186H105V182H106V177H105V175H107V174H105V173H108V172H106L105 171V167L107 166V164L109 163V160H111L112 158H111V156L113 155V151H112V147H111V145H110V142H112V136L113 135H110L111 133H109V130L111 131V129H109V126L107 125L108 123H105L104 121H102ZM108 119V118H107ZM136 119H138V118H136ZM180 119H182V118H180ZM186 119V118H185ZM189 119V118H188ZM197 119H199V118H197ZM235 119V118H234ZM32 120V119H31ZM87 120V119H86ZM94 120V119H93ZM100 120V121H99ZM105 120V119H104ZM141 120V119H140ZM142 120H145L144 118H142ZM171 120H172V118H171ZM174 120V119H173ZM177 120V119H176ZM200 120V119H199ZM253 120V119H252ZM78 121H80V120H78ZM115 121H117V120H115ZM137 121V120H136ZM156 121H159V120H156ZM163 121V120H162ZM167 121V120H166ZM182 121V120H181ZM187 121H189V120H187ZM194 121V120H193ZM225 121V120H224ZM223 121V122H224ZM234 121V120H233ZM89 122V121H88ZM91 122V121H90ZM111 122V121H110ZM133 122V121H132ZM139 122V121H138ZM141 122V121H140ZM139 122V123H140ZM161 122V121H160ZM165 122V121H164ZM171 122V121H170ZM175 122H177V121H175ZM174 122V123H175ZM180 122V121H179ZM192 121H190V123H191ZM197 122V121H196ZM200 122V121H199ZM198 122V123H199ZM211 122H212V120H211ZM213 122H215L216 123V120L215 121H213ZM240 122V121H239ZM245 122V121H244ZM247 122V121H246ZM12 125H16V127L18 128V126L21 128V129H23L22 130V132H21V135L20 136H18V138L16 139L17 140V143L19 144V145H14L13 146V144H11L10 142H9V140H7V138H6V136L8 135H6V132H8L7 131V127H8V125L10 126L11 124ZM66 123V124H65ZM76 123V122H75ZM86 123V122H85ZM96 123H97V121H96ZM114 123V122H113ZM172 123V122H171ZM202 123V122H201ZM206 123V122H205ZM227 123H229L228 121H227ZM238 123V122H237ZM248 123H250V122H248ZM78 124H79V122H78ZM78 124H76V125H78ZM110 124V123H109ZM126 124V123H125ZM130 124V123H129ZM163 124V123H162ZM161 124V125H162ZM185 125H186V123H184ZM188 124V123H187ZM192 124V123H191ZM203 124V123H202ZM209 123H207L206 125H208ZM219 124H220V122H219ZM242 124V123H241ZM251 124V123H250ZM82 125V124H81ZM80 125V126H81ZM87 125V124H86ZM92 125H93V123H92ZM95 125V124H94ZM115 125V124H114ZM113 125V127H112V129L113 128H115L116 127V125L114 126ZM140 125H141V127L142 126H144L145 124H143L142 125V123H140ZM155 125V124H154ZM160 125V124H159ZM167 125V124H166ZM179 125V124H178ZM227 125V124H226ZM230 125V124H229ZM252 125V124H251ZM72 126V125H71ZM79 126V125H78ZM97 126V125H96ZM111 126V125H110ZM129 126V125H128ZM139 126V125H138ZM156 126V125H155ZM210 126V125H209ZM208 126V127H209ZM220 126V125H219ZM218 126V127H219ZM67 127H68V125H67ZM83 127V126H82ZM85 127V126H84ZM89 127H90V125H89ZM120 127V126H119ZM118 127V128H119ZM137 127V126H136ZM147 127V126H146ZM162 127H164V126H162ZM188 127V126H187ZM233 127H234V125H233ZM237 127H239V126H237ZM256 127V126H255ZM12 128V127H11ZM75 128V127H74ZM73 128V129H74ZM86 128V127H85ZM93 128V127H92ZM144 128H145V126H144ZM153 128V127H152ZM155 128V127H154ZM171 128V127H170ZM169 128V129H170ZM183 128H184V126H183ZM196 128V127H195ZM230 128V127H229ZM252 128V127H251ZM250 128V129H251ZM258 129L260 128V127H257ZM20 129V130H21ZM26 129H27V132H26ZM72 129V130H73ZM79 129V128H78ZM87 129V128H86ZM116 129H117V127H116ZM132 129H133V127H132ZM131 129V130H132ZM166 129V128H165ZM197 129V128H196ZM195 129V130H196ZM222 129V128H221ZM231 129V128H230ZM254 129V128H253ZM33 130V129H32ZM83 130V129H82ZM120 130V132H121V134L119 135L120 137H121V141L120 142H122V144H124L126 141L128 142V137L129 136H127V132L125 131V129L124 128H122L121 127V129H119ZM118 130V131H119ZM124 130V131H123ZM148 130H149V127H148ZM151 130V129H150ZM149 130V131H150ZM153 130V129H152ZM167 130V129H166ZM179 130V129H178ZM188 130H189V128H188ZM198 130H200V129H198ZM197 130V131H198ZM224 130V129H223ZM226 130H227V127H226ZM252 130V129H251ZM257 130V129H256ZM66 131H70V130H66ZM76 131V130H75ZM134 131H135V129H134ZM146 131L147 130H145V133H146ZM158 131V130H157ZM175 131V130H174ZM184 131V130H183ZM219 131V130H218ZM239 131V130H238ZM249 131V130H248ZM130 132V131H129ZM140 132H141V130H140ZM143 132V131H142ZM151 132V131H150ZM160 132V131H159ZM168 132V131H167ZM179 132H180V130H179ZM179 132H177V134H179ZM188 131H186V133H187ZM190 132V131H189ZM211 132H212V129H211ZM225 132V131H224ZM245 132V131H244ZM253 132V131H252ZM259 132H261V131H259ZM10 133H13V132H10ZM67 133V132H66ZM77 133V132H76ZM75 133V134H76ZM81 133V132H80ZM84 133V132H83ZM117 133V132H116ZM162 133V132H161ZM166 133V132H165ZM169 133V132H168ZM168 133H166L165 135H167ZM175 133V132H174ZM173 133V134H174ZM212 133H214V132H212ZM232 133V132H231ZM254 134H255V132H253ZM20 134V133H19ZM70 134V133H69ZM82 134V133H81ZM113 134H114V132H113ZM146 134H148L149 135V133H148V131H147V133ZM199 134V133H198ZM197 134V135H198ZM215 134H217V133H215ZM224 134H226V133H224ZM253 134V135H254ZM12 135V134H11ZM68 135V134H67ZM115 135V134H114ZM118 135V134H117ZM133 135V134H132ZM142 135V134H141ZM152 135V134H151ZM154 135V134H153ZM158 135V134H157ZM164 135V134H163ZM163 135H162V137H163ZM169 135V134H168ZM196 135V136H197ZM201 135V134H200ZM214 135V134H213ZM235 135V134H234ZM250 135H251V133H250ZM13 136V135H12ZM76 136V135H75ZM137 136V135H136ZM140 136V135H139ZM180 136H181V134H180ZM183 136V135H182ZM208 136V135H207ZM225 136V135H224ZM236 136V135H235ZM245 136H249V135H245ZM69 137H70V135H69ZM119 137V138H120ZM144 137V136H143ZM150 137V136H149ZM170 137V136H169ZM184 138H185V136H183ZM189 137V136H188ZM187 136H186V138H188ZM200 137V136H199ZM203 137V136H202ZM206 137V136H205ZM62 138V139H61ZM67 138V137H66ZM76 137H74V139H75ZM83 138V137H82ZM193 138H194V136H193ZM208 138H209V136H208ZM228 138V137H227ZM242 138V137H241ZM245 138V137H244ZM259 138H261V137H259ZM10 139H12V138H10ZM14 139V138H13ZM85 139V138H84ZM84 139H83V141L82 142H84ZM134 139H136L135 138V136H134ZM167 139V138H166ZM176 139V138H175ZM191 139V138H190ZM210 139V138H209ZM234 139V138H233ZM238 139V138H237ZM16 140L14 141V142H16ZM116 139H115V137H114V139H113V141H115ZM148 140V139H147ZM165 140V139H164ZM184 140V139H183ZM182 140V141H183ZM239 140H240V138H239ZM258 140V142H259V139H256V141ZM11 141V140H10ZM66 141V140H65ZM70 141V140H69ZM81 141V140H80ZM79 141V142H80ZM138 141V140H137ZM166 141H168V140H166ZM173 141H176V140H173ZM185 141V140H184ZM236 141V140H235ZM249 143H250V141L249 140H247ZM252 141V140H251ZM254 141V140H253ZM260 141H261V139H260ZM72 142V141H71ZM117 142H119V140L117 141ZM119 142V143H120ZM126 142V143H127ZM247 142V143H248ZM116 143V142H115ZM152 143V142H151ZM177 143H178V140H177ZM233 143V142H232ZM242 143V142H241ZM240 143V144H241ZM245 143V142H244ZM44 144V143H43ZM88 144V143H87ZM128 144H130V142H128ZM131 144H132V141H131ZM130 144V147H133L132 145ZM144 144V143H143ZM149 144V143H148ZM152 144H154V143H152ZM151 144V145H152ZM170 144V143H169ZM194 144H196V141H195V143ZM260 144V143H259ZM62 145V144H61ZM64 145V144H63ZM103 145V146H102ZM118 145V144H117ZM145 145V144H144ZM165 145H166V143H165ZM179 145V144H178ZM197 145V144H196ZM212 145V144H211ZM221 145V144H220ZM235 145V144H234ZM246 145V144H245ZM248 145V144H247ZM250 145H251V143H250ZM249 145V146H250ZM261 145H262V143L260 144V145H258V146H260L261 147ZM82 146V145H81ZM85 146V145H84ZM129 145H127V147H128ZM146 146V145H145ZM164 146V145H163ZM167 146V145H166ZM169 146V145H168ZM172 146V145H171ZM180 146V145H179ZM184 146V145H183ZM189 146V145H188ZM208 146H210L209 144H208ZM241 146H242V144H241ZM241 146H240V148L239 149H241ZM256 146H257V144H256ZM87 147V146H86ZM118 147V146H117ZM121 147V146H120ZM119 147V148H120ZM185 147V146H184ZM207 147V146H206ZM221 147V146H220ZM225 147V146H224ZM223 147V148H224ZM228 147V146H227ZM239 147V146H238ZM246 147V146H245ZM252 147V146H251ZM255 147V146H254ZM125 148V147H124ZM144 148V147H143ZM146 148V147H145ZM153 148H154V146H153ZM165 148V147H164ZM169 147H167V149H168ZM188 148V147H187ZM192 148V147H191ZM199 148V147H198ZM211 148V147H210ZM235 148V147H234ZM81 149H82V151H83V153H82V151H81ZM126 149V148H125ZM138 149V148H137ZM141 149V148H140ZM154 149H156V148H154ZM166 149V150H167ZM182 150H183V148H181ZM188 149H190V147L188 148ZM193 149V148H192ZM200 149V148H199ZM214 149V148H213ZM216 149V148H215ZM260 149V148H259ZM259 149H257L258 151H259ZM130 150V149H129ZM150 150V149H149ZM152 150V149H151ZM159 150V149H158ZM169 150V149H168ZM202 150V149H201ZM206 150V149H205ZM207 150H210V149H207ZM217 150H218V148H217ZM225 150V149H224ZM237 150V149H236ZM262 150V149H261ZM118 151H119V149H118ZM122 151V150H121ZM134 151V150H133ZM156 151V150H155ZM160 152H161V150H159ZM190 151V150H189ZM193 151V150H192ZM215 151V150H214ZM253 151H254V149H253ZM59 152V151H58ZM88 152V151H87ZM86 152V154H88ZM131 152V151H130ZM142 152V151H141ZM143 152H145V151H143ZM150 152V151H149ZM169 152V151H168ZM204 152V151H203ZM202 151H201V153H203ZM216 152V151H215ZM239 152V151H238ZM249 152V151H248ZM262 152V154H263V151H261ZM13 153V154H12ZM123 153H125V152H123ZM132 153V152H131ZM134 153V152H133ZM136 153V152H135ZM146 153V152H145ZM153 153V152H152ZM162 153V152H161ZM160 153V154H161ZM172 153H174V155H173V159H176L177 160V162H176V164L174 165V166H176V174H175V176H177V174H179L181 177H183L184 176V174H185V172H186V170H184V168L185 169H187L186 167H188V168H192L193 170H194V173H191V175H194V177H196V179L202 184V185H206V184H211L212 182L214 183V176H215V174H216V172H215V170H214V163L212 162V161H210V159H208L207 157H205V156H203L202 154L200 155L199 153H200V151L198 152H196V153H198L200 156H195V157H192V156H190L188 153H185V152H182V151H180L178 148H175L174 149V152L172 151ZM191 153V152H190ZM256 153H257V151H256ZM1 154H0V156H1ZM10 154H12L11 156H9ZM118 154H121V156L123 155V157L124 158H126V156H124V154H122V153H120V151H119V153ZM128 153H126V155H127ZM143 154V153H142ZM146 154H148V153H146ZM197 154V155H198ZM231 154V153H230ZM81 155L83 156V158L81 157ZM129 155V154H128ZM144 155V154H143ZM154 155L156 156L157 154L154 152ZM161 155H163V154H161ZM161 155H159V157L161 156ZM167 155V154H166ZM252 156H253V154H251ZM250 155V156H251ZM256 155H258V154H256ZM35 156V157H34ZM119 156V155H118ZM132 155H130V157H131ZM145 156V155H144ZM147 156V155H146ZM148 156H149V154H148ZM174 156L176 157V158H174ZM193 156H194V154H193ZM230 156V155H229ZM232 156V155H231ZM233 156H234V154H233ZM249 156V155H248ZM262 156V155H261ZM37 157V158H36ZM75 158V157H81L79 160H77V161H74V162H76L75 164H74V168L73 167H71L70 166V164H69V162H70V158L72 159V158ZM129 157V158H130ZM133 157V156H132ZM131 157V158H132ZM158 156H156V158H157ZM171 157V156H170ZM170 157H169V159H170ZM242 157V156H241ZM254 157V156H253ZM2 159H3V157H1ZM38 158V159H39ZM89 160V161H87V159ZM111 158V159H110ZM123 158V161L125 162V159ZM140 158V157H139ZM152 158V157H151ZM168 158V157H167ZM213 158H214V156H213ZM224 158V157H223ZM226 158V157H225ZM234 158H235V156H234ZM263 158V157H262ZM261 158V159H262ZM78 159V158H77ZM127 159V158H126ZM149 159V158H148ZM158 159V158H157ZM218 159V158H217ZM251 159V158H250ZM260 159V160H261ZM1 160V159H0ZM11 160H9V161H11ZM118 160V159H117ZM120 160V159H119ZM152 160H153V158H152ZM155 160V159H154ZM160 160L161 159H159V162H160ZM164 160V159H163ZM214 160V159H213ZM221 160V159H220ZM3 161V160H2ZM6 161V160H5ZM4 161V162H5ZM8 161V160H7ZM116 161V160H115ZM130 161V160H129ZM129 161H128V170H129V172L133 175V177H134V179H135V183H137V185H139L140 183H142L141 181H142V179H144V178H146V176H145V172H144V166H143V164L144 163H142L139 159H135V157H134V159H132L130 162L131 163H129ZM145 161V160H144ZM156 161V160H155ZM154 161V162H155ZM167 162H168V160H166ZM172 161V160H171ZM222 161V160H221ZM232 161V160H231ZM234 161H236V160H234ZM238 161V160H237ZM113 162V161H112ZM111 162V163H112ZM151 162V161H150ZM215 162V161H214ZM223 162V161H222ZM257 162V161H256ZM259 162V161H258ZM261 162V161H260ZM6 163V162H5ZM5 163H4V165H5ZM111 163L109 164L110 166H111ZM118 163V162H117ZM117 163H115V164H117ZM146 163V162H145ZM156 164H157V162H155ZM228 163V162H227ZM249 163V162H248ZM255 163V162H254ZM0 164H1V162H0ZM73 164V163H72ZM113 164V163H112ZM121 164V163H120ZM123 164H126V163H123ZM147 164V163H146ZM166 164V163H165ZM219 164V163H218ZM238 164V163H237ZM243 164V163H242ZM250 164V163H249ZM256 164V163H255ZM3 165V164H2ZM108 165V166H109ZM118 165V164H117ZM116 165V166H117ZM157 165H159V164H157ZM230 165H231V163H230ZM10 166V165H9ZM115 166V167H116ZM123 166V165H122ZM125 166V165H124ZM123 166V167H124ZM162 166V165H161ZM184 166H186V167H184ZM217 166V165H216ZM228 166V165H227ZM234 166V165H233ZM250 166V165H249ZM2 167H5V166H2ZM1 167V168H2ZM43 167V166H42ZM48 167V166H47ZM56 167V168H57ZM112 167V166H111ZM151 167V166H150ZM163 167V166H162ZM162 167H159V168H161L162 169ZM169 167V166H168ZM229 167V166H228ZM239 167V166H238ZM243 167V166H242ZM248 167V166H247ZM261 167V166H260ZM259 167V168H260ZM5 168H9V167H5ZM12 168V167H11ZM49 168V167H48ZM47 168V169H48ZM53 168V167H52ZM55 168V169H56ZM110 168V167H109ZM125 168V170H126V172H125V170H124V173H126L127 174V167H124ZM237 168V167H236ZM245 168V167H244ZM249 168H251V167H249ZM254 168V167H253ZM113 169H115V168H113ZM117 169V168H116ZM115 169V170H116ZM120 169H121V167H120ZM153 169V168H152ZM152 169H150V170H152ZM169 169H170V167H169ZM220 169V168H219ZM238 169V168H237ZM1 170V169H0ZM3 171H4V169H2ZM6 170V169H5ZM49 170V169H48ZM108 170V169H107ZM159 170V169H158ZM163 170V169H162ZM162 170H160V171H162ZM217 170V169H216ZM227 170V169H226ZM240 170V169H239ZM257 170V169H256ZM258 170H261V169H258ZM8 171H10L9 169H8ZM105 171V172H104ZM159 171V172H160ZM190 171V170H189ZM241 171V170H240ZM239 171V172H240ZM244 171V170H243ZM242 171V172H243ZM262 171H263V169H262ZM1 172V171H0ZM6 172V171H5ZM42 172V171H41ZM110 172H111V170H110ZM109 172V173H110ZM112 172H113V170H112ZM116 172V171H115ZM118 172V171H117ZM128 172V173H129ZM156 172H158L157 170H156ZM155 171H154V173H156ZM163 172V171H162ZM175 172V171H174ZM174 172L172 171V170H170V171H168V169H165L164 170V174L163 173H161L162 175H164V176H162L160 173V175L162 176V177H164V180H165V178H169V174L172 176V178H173V181H174V179H176V178H174L173 177V174H174ZM218 172V171H217ZM223 172V171H222ZM227 172V171H226ZM239 172H237V173H239ZM254 172V171H253ZM2 173V172H1ZM4 173V172H3ZM9 173V172H8ZM11 173H9V174H11ZM123 173V172H122ZM121 172H120V174H122ZM129 173V174H130ZM153 173V172H152ZM169 173V174H168ZM187 173V172H186ZM215 173V174H214ZM247 173V172H246ZM252 173V172H251ZM5 174V173H4ZM112 174V173H111ZM147 174V173H146ZM149 174H150V172H149ZM218 174V173H217ZM216 174V175H217ZM224 174H225V172H224ZM239 174H241V173H239ZM255 174H256V172H255ZM2 176H3V174H1ZM11 175V176H12ZM39 175V174H38ZM116 175V174H115ZM148 175V174H147ZM186 175V174H185ZM187 175H188V173H187ZM221 175V174H220ZM233 175V174H232ZM232 175H230V176H232ZM236 175V174H235ZM257 175H259V174H257ZM5 176H7V174L5 175ZM5 176H3V177H5ZM9 176V175H8ZM40 176V175H39ZM109 176H111V175H109ZM120 176V175H119ZM122 176V175H121ZM130 175H128V177H129ZM179 176V177H180ZM190 176V175H189ZM188 176V178H190V177H192V176H190L189 177ZM223 176V175H222ZM238 176H240V175H238ZM250 176V175H249ZM13 177V176H12ZM13 177V178H14ZM113 177V176H112ZM125 177V176H124ZM152 177V176H151ZM159 177V176H158ZM219 177V176H218ZM246 177V176H245ZM261 179H264V174L262 173H260V176H259ZM6 178V180H8V181H6V183H8V187L10 188V184H12L13 186L15 185L14 183H12L11 182V178L10 179H8L7 177H5ZM4 178V179H5ZM12 178V179H13ZM16 178V177H15ZM46 178V177H45ZM108 178V180H110L109 179V177H107ZM127 178V177H126ZM150 178V177H149ZM153 178V177H152ZM151 178V179H152ZM171 178V179H172ZM177 178H178V176H177ZM187 178V177H186ZM228 178V177H227ZM231 178V177H230ZM239 178V177H238ZM47 179V178H46ZM112 179V178H111ZM114 179V178H113ZM112 179V180H113ZM124 179V178H123ZM134 179L132 180L131 179V176H130V178H129V180H132V181H134ZM148 179V178H147ZM157 179V178H156ZM180 179V178H179ZM222 179V178H221ZM237 179V178H236ZM240 179V178H239ZM259 179V178H258ZM15 180V179H14ZM14 180H13V182H14ZM19 180V179H18ZM44 180V179H43ZM116 180V179H115ZM121 180V179H120ZM125 180V179H124ZM149 180V179H148ZM158 180V179H157ZM163 180V181H164ZM184 180V179H183ZM183 180H181L182 182H183ZM197 180L195 181V182H197ZM213 180V181H212ZM241 180V179H240ZM239 180V181H240ZM254 180V179H253ZM22 181H20L21 183H22ZM33 181V180H32ZM37 181H39V180H37ZM36 181V182H37ZM111 181V180H110ZM109 181V182H110ZM127 181V180H126ZM162 181V182H163ZM169 181V180H168ZM168 181H167V183H168ZM178 181V180H177ZM185 181H187V180H185ZM192 181V180H191ZM194 181H193V183H194ZM217 181V180H216ZM219 181V180H218ZM226 181V180H225ZM230 181V180H229ZM228 181V182H229ZM242 181V180H241ZM248 181H249V179H248ZM258 181V180H257ZM16 182V181H15ZM40 182V181H39ZM47 182H49V181H47ZM108 182V183H109ZM117 182V181H116ZM125 182V181H124ZM123 182V183H124ZM131 182V181H130ZM130 182H129V184H130ZM147 182V181H146ZM150 181H148L147 183H149ZM189 182V181H188ZM227 182V181H226ZM231 182H232V179H231ZM234 182V181H233ZM237 182V181H236ZM247 182V181H246ZM260 182V181H259ZM10 183V184H9ZM34 183V182H33ZM144 183V182H143ZM147 183H146V185H147ZM151 183V182H150ZM157 183L158 182H156V185H157ZM171 183V182H170ZM169 183V184H170ZM178 183V182H177ZM190 183V182H189ZM204 183V184H203ZM216 183V182H215ZM214 183V184H215ZM218 183V182H217ZM221 183V182H220ZM261 183H263V182H261ZM18 184V185H19ZM52 184V183H51ZM114 184H115V182H114ZM117 184V183H116ZM129 184H126V185H129ZM132 184H134V183H132ZM174 184V183H173ZM186 185H187V183H185ZM197 184H199L198 182L196 183V186H194V187H196V189H197ZM239 184V183H238ZM248 184V183H247ZM30 185H31V183H30ZM33 185V184H32ZM31 185V186H32ZM108 185V184H107ZM136 185V184H135ZM145 185V184H144ZM150 185H153V184H150ZM149 184L146 186V187H151ZM155 185V184H154ZM155 185V186H156ZM159 185V184H158ZM182 185H184V184H182ZM219 185V184H218ZM235 185V184H234ZM241 185H243V184H241ZM252 185V184H251ZM40 186V185H39ZM48 186V185H47ZM102 186V187H101ZM112 186H115V185H113L112 184ZM160 186V185H159ZM189 186V185H188ZM191 186V185H190ZM245 186V185H244ZM254 186V185H253ZM252 186V187H253ZM256 186H257V184H256ZM260 186V185H259ZM44 187V186H43ZM109 187V186H108ZM127 187V186H126ZM130 187V186H129ZM132 187V186H131ZM142 187V186H141ZM146 187H144L143 186V188H145L144 190H148V188L146 189ZM154 186H152V188H153ZM172 187V186H171ZM171 187H170V189H171ZM193 187V186H192ZM192 187L190 188V189H192ZM206 187H207V185H206ZM230 187V186H229ZM247 187V186H246ZM14 188V187H13ZM56 188V187H55ZM105 188H107L106 186L104 187V189ZM111 188V190H112V187H110ZM119 188V187H118ZM142 188V189H143ZM162 188V187H161ZM166 188V187H165ZM164 188V189H165ZM173 188V187H172ZM203 188V187H202ZM215 188V187H214ZM221 188V187H220ZM231 188V187H230ZM236 188V187H235ZM241 188V187H240ZM247 188H249V187H247ZM7 189V188H6ZM82 189V188H81ZM84 189V188H83ZM124 189V188H123ZM122 189V190H123ZM155 189V188H154ZM158 189V188H157ZM167 189H169V188H167ZM178 189V188H177ZM198 189H200L199 187H198ZM197 189V190H198ZM207 189V188H206ZM209 189V188H208ZM212 189H213V187H212ZM216 189H218V188H216ZM224 189H226V187L224 188ZM252 189V188H251ZM254 189V188H253ZM10 190V192H11V190H12V187H11V189H9ZM38 190V189H37ZM40 190V189H39ZM53 190V189H52ZM51 190V191H52ZM107 190V189H106ZM105 190V191H106ZM108 190H109V188H108ZM128 190V189H127ZM131 190V189H130ZM130 190H128V192L130 191ZM161 189H159V191H160ZM183 190V189H182ZM182 190H180V191H182ZM210 190V189H209ZM256 190H258L257 188H256ZM49 191V190H48ZM54 191V190H53ZM103 191V190H102ZM105 191H104V193H105ZM110 191V190H109ZM108 191V192H109ZM113 191V190H112ZM112 191H111V193H112ZM133 190H131L130 191V193L132 192ZM150 191H151V188H150ZM152 191H153V189H152ZM151 191V192H152ZM168 191V190H167ZM185 191V190H184ZM213 191V190H212ZM227 191H228V189H227ZM250 191V190H249ZM259 191H260V187H259ZM9 192V193H10ZM13 192V191H12ZM58 192V191H57ZM67 192V191H66ZM107 192V193H108ZM123 192H125V191H122V193ZM134 192H135V190H134ZM143 192V194H144V191H142ZM146 192V191H145ZM148 192H149V190H148ZM165 192V191H164ZM169 192V191H168ZM179 192V191H178ZM183 192V191H182ZM187 192V191H186ZM208 192V191H207ZM218 192V191H217ZM217 192H216V194H217ZM245 192V191H244ZM247 192V191H246ZM245 192V193H246ZM8 193V194H9ZM54 193V192H53ZM84 193V192H83ZM82 193V194H83ZM110 193V194H111ZM127 193V192H126ZM130 193H128L129 195H130ZM137 193L138 192H136V195H137ZM139 193H140V190H139ZM154 193V192H153ZM155 193H156V191H155ZM154 193V194H155ZM172 193H174V192H172ZM180 193V192H179ZM188 193H190V192H188ZM197 193V192H196ZM210 193V192H209ZM212 193V192H211ZM226 193V192H225ZM236 193V192H235ZM252 193H255V191L254 192H252ZM12 194V193H11ZM43 194V193H42ZM56 194V193H55ZM61 194V193H60ZM85 194V193H84ZM83 194V195H84ZM87 194H85V195H87ZM106 194V193H105ZM128 194H125L124 196H128ZM132 194V193H131ZM148 195H149V193H147ZM158 194V193H157ZM191 194H192V192H191ZM204 194V193H203ZM233 194V193H232ZM249 194V193H248ZM260 194H261V192H260ZM0 195H2V196H0V200H1V202L2 203H4L5 205L6 204H8V201H7V197H6V195L5 194H0ZM41 195V194H40ZM45 195V194H44ZM57 195V194H56ZM59 195V194H58ZM64 195H66V193L64 194ZM99 195V194H98ZM123 195V194H122ZM167 195V194H166ZM173 195H175V194H173ZM178 196L180 195V194H177ZM182 195V194H181ZM185 195V194H184ZM195 195V194H194ZM198 195V194H197ZM209 195V194H208ZM214 195H215V193H214ZM249 195H251L252 196V194H249ZM255 195V194H254ZM253 195V196H254ZM257 195V194H256ZM38 196V195H37ZM51 196V195H50ZM49 196V197H50ZM109 196V195H108ZM113 196V195H112ZM123 196V197H124ZM131 197H133V195H130ZM150 196H152V194L150 195ZM170 196V195H169ZM176 196V195H175ZM193 196V195H192ZM200 196V195H199ZM205 196V195H204ZM210 196V195H209ZM218 196V195H217ZM36 197V196H35ZM34 197V198H35ZM53 197V196H52ZM70 197V196H69ZM93 197V198H94ZM115 197V196H114ZM118 196H116L114 199L115 200H118V198L119 199H121L122 201H123V199H122V196H121V198L120 197H118ZM136 197V196H135ZM137 197H138V195H137ZM153 197V196H152ZM151 197V198H152ZM158 198H159V196H157ZM166 197V196H165ZM173 197V196H172ZM171 197V198H172ZM184 197V196H183ZM186 197V196H185ZM190 197V196H189ZM207 197V196H206ZM214 197V196H213ZM229 197H231V196H229ZM235 196H233V198H234ZM236 197H238V196H236ZM259 197H260V195H259ZM40 198V197H39ZM57 198V197H56ZM107 198V197H106ZM181 198V197H180ZM196 198V197H195ZM248 198V197H247ZM254 198V197H253ZM257 198V197H256ZM255 198V199H256ZM45 199V198H44ZM63 199V198H62ZM70 199V198H69ZM100 199V198H99ZM103 199V198H102ZM110 199V198H109ZM127 199V198H126ZM153 199V198H152ZM155 199H156V197H155ZM154 199V200H155ZM160 199V198H159ZM158 199V201H161V200H159ZM164 199H166V198H164ZM167 199H168V197H167ZM175 199H176V197H175ZM197 199V198H196ZM204 199V198H203ZM205 199H207V198H205ZM234 199H236V198H234ZM239 199V198H238ZM243 199V198H242ZM249 199V198H248ZM258 199V198H257ZM263 199V198H262ZM36 200V199H35ZM46 200V199H45ZM48 200V199H47ZM111 200H113V199H111ZM121 200H119V201H121ZM128 200V199H127ZM129 200H130V198H129ZM131 200H133V201H135V200H137V198L134 200V199H132L131 198ZM130 200V201H131ZM154 200H152V201H154ZM171 200V199H170ZM190 200V199H189ZM194 200V199H193ZM198 200H199V197H198ZM240 200V199H239ZM37 201H38V199H37ZM101 201V200H100ZM110 201V200H109ZM119 201H117V202H119ZM125 201V200H124ZM145 201H149V200H145ZM164 201V200H163ZM195 201V200H194ZM200 201V200H199ZM202 201V200H201ZM204 201V200H203ZM206 201V200H205ZM210 201V200H209ZM221 201V200H220ZM240 201H243V202H246V199L244 198V200H240ZM247 201H249V200H247ZM34 202V201H33ZM49 202V201H48ZM50 202H51V200H50ZM68 202V201H67ZM95 202V201H94ZM97 202V201H96ZM106 202H107V200H106ZM105 202V203H106ZM129 202V201H128ZM137 202V201H136ZM140 202V201H139ZM138 202V203H139ZM171 202V201H170ZM188 202V201H187ZM196 202H198V201H196ZM213 202V201H212ZM211 201H210V203H212ZM230 202V201H229ZM239 202V201H238ZM264 202V201H263ZM262 202V203H263ZM29 203V202H28ZM116 203V202H115ZM127 202L125 201V204H126ZM137 203V205H139ZM176 203V202H175ZM181 203V202H180ZM219 203V202H218ZM251 203V202H250ZM249 203V204H250ZM257 203V202H256ZM35 204V203H34ZM51 204H52V202H51ZM106 204H108V203H106ZM121 204V203H120ZM125 204H122V205H124L125 206ZM132 204H135V203H133V202H131V205ZM159 204V203H158ZM172 204V203H171ZM194 204V203H193ZM229 204V203H228ZM239 204V203H238ZM243 204V203H242ZM260 204V203H259ZM9 205V204H8ZM11 205V204H10ZM33 205V204H32ZM115 205V204H114ZM128 205V204H127ZM148 205V204H147ZM150 205V204H149ZM160 205H162V203L160 204ZM185 205V204H184ZM184 205L182 206V207H184ZM199 205H200V203H199ZM232 205V204H231ZM240 205H241V203H240ZM256 205V204H255ZM21 207H22V204L20 205ZM25 206V205H24ZM27 206V205H26ZM29 206V205H28ZM42 206V205H41ZM47 206V205H46ZM105 206V205H104ZM117 206H118V203H117ZM123 206V207H124ZM130 206V204L128 205V207ZM136 206V205H135ZM167 206V205H166ZM178 206V205H177ZM180 206V205H179ZM188 206V205H187ZM200 206H203V205H200ZM204 206H205V202H204ZM203 206V207H204ZM209 206V205H208ZM226 206V205H225ZM235 206V205H234ZM259 206V205H258ZM8 207V206H7ZM31 207V206H30ZM29 207V208H30ZM43 207V206H42ZM45 207V206H44ZM43 207V208H44ZM59 207V206H58ZM62 207H64V206H62ZM120 207H121V205H120ZM127 207V206H126ZM127 207V208H128ZM133 207V206H132ZM132 207H129V208H131L132 210H133V208ZM136 207H138V206H136ZM135 207V209H134V211L136 212V210L137 209H139V207L138 208H136ZM147 207H149V206H147ZM169 207V206H168ZM172 206H170V208H171ZM191 207V206H190ZM196 207V206H195ZM199 207V206H198ZM202 207V208H203ZM221 207H222V205H221ZM224 207V206H223ZM228 207V206H227ZM233 207V206H232ZM261 207H263V206H261ZM32 208H34V207H32ZM68 208V207H67ZM102 208V207H101ZM114 208V207H113ZM125 208V207H124ZM128 208V209H129ZM141 208H142V206H141ZM166 208V207H165ZM189 208V207H188ZM201 208V207H200ZM205 208V207H204ZM225 208V207H224ZM230 208V207H229ZM244 208V207H243ZM22 209H24V208H21V210ZM26 209V208H25ZM28 209V208H27ZM56 209V208H55ZM63 209H65V208H63ZM168 209V208H167ZM175 209H176V207H175ZM179 209V208H178ZM178 209H176V210H178ZM180 209H181V207H180ZM184 209V208H183ZM191 209V208H190ZM193 209V208H192ZM206 209V208H205ZM209 209V208H208ZM222 209V208H221ZM228 209V208H227ZM232 209V208H231ZM234 209V208H233ZM245 209V208H244ZM38 210V209H37ZM43 210V209H42ZM46 210V209H45ZM49 210H51V209H49ZM106 210H108V209H106ZM110 210V209H109ZM120 210V209H119ZM140 210V209H139ZM162 210V209H161ZM172 210V209H171ZM185 210V209H184ZM197 210V209H196ZM200 210H202V209H200ZM200 210H199V212H200ZM240 210V209H239ZM62 211V210H61ZM61 211H59V212H61ZM123 211V210H122ZM141 211V210H140ZM149 211V210H148ZM170 211V210H169ZM181 211V210H180ZM198 211V210H197ZM211 211V210H210ZM225 211H227V210H225ZM229 211V210H228ZM227 211V212H228ZM241 211V210H240ZM245 211V210H244ZM249 211V210H248ZM23 212V211H22ZM36 212V211H35ZM49 212H51V211H49ZM53 212V211H52ZM58 212V211H57ZM64 212V211H63ZM66 212V211H65ZM116 212V211H115ZM125 212V211H124ZM123 212V213H124ZM129 212V211H128ZM130 212H131V210H130ZM179 212V211H178ZM191 212H192V214H193V211L191 210ZM202 212H204V210L202 211ZM216 212V211H215ZM214 212V213H215ZM226 212V213H227ZM233 212H235V211H233ZM7 213H9V212H7ZM15 213H16V211H15ZM24 213V212H23ZM46 213H48V211L46 212ZM45 213V214H46ZM107 213V212H106ZM117 213V212H116ZM122 213V212H121ZM120 213V214H121ZM127 213V212H126ZM133 213V212H132ZM132 213H130L131 215H132ZM136 213H138V211L136 212ZM143 213V212H142ZM158 213V212H157ZM167 213V212H166ZM173 213V212H172ZM183 213V212H182ZM190 213V212H189ZM219 213V212H218ZM231 213V212H230ZM248 213V212H247ZM247 213H246V211L245 212H243V210H242V214H241V218H238V221H239V219H244V217H246L247 216ZM258 214H259V212H257ZM29 214V213H28ZM59 214V213H58ZM63 214V213H62ZM74 214H75V212H74ZM91 214V213H90ZM105 214V213H104ZM134 214V213H133ZM160 214H161V212H160ZM179 214V213H178ZM186 214V213H185ZM191 213H190V215H192ZM197 214V213H196ZM202 214V213H201ZM204 214V213H203ZM255 214V213H254ZM32 215V214H31ZM39 215H40V213H39ZM41 215H42V213H41ZM66 215V214H65ZM67 215H70L69 213L67 214ZM66 215V216H67ZM110 215V214H109ZM130 215V216H131ZM135 215V214H134ZM138 215V214H137ZM175 215V214H174ZM195 215V214H194ZM200 215V214H199ZM215 215V214H214ZM228 215H229V213H228ZM249 215V214H248ZM18 216V215H17ZM23 216V215H22ZM25 216V215H24ZM34 216V215H33ZM47 216H48V214H47ZM65 216V217H66ZM72 216V215H71ZM117 216V215H116ZM133 216V215H132ZM155 216H156V214H155ZM162 216V215H161ZM164 216V215H163ZM171 216V215H170ZM182 216H183V214H182ZM200 216H202V215H200ZM204 216V215H203ZM207 216V215H206ZM29 217V216H28ZM31 217V216H30ZM50 217V216H49ZM64 217V218H65ZM70 217V216H69ZM106 217V216H105ZM108 217V216H107ZM110 217H112V216H110ZM114 217V216H113ZM118 217V216H117ZM121 217V216H120ZM123 217V216H122ZM143 217V216H142ZM145 217V216H144ZM158 217V216H157ZM197 217V216H196ZM199 217V216H198ZM208 217V216H207ZM230 217H232L231 215H230ZM233 217H235V216H233ZM237 217H238V215H237ZM0 218H1V216H0ZM17 218V217H16ZM26 218V217H25ZM34 218V217H33ZM32 218V219H33ZM42 218V217H41ZM41 218H39V219H41ZM43 218H44V220L46 221L47 219H45V218H47V217H44L43 216ZM64 218H63V222H64ZM68 218V217H67ZM151 218V217H150ZM165 218V217H164ZM172 218V217H171ZM174 218V217H173ZM186 218V217H185ZM190 218V217H189ZM189 218H188V220H189ZM201 218V217H200ZM204 218V217H203ZM219 218H220V215H219ZM221 218H223V217H221ZM228 218V217H227ZM236 218V217H235ZM247 218V217H246ZM252 218V217H251ZM24 219V218H23ZM27 219V218H26ZM26 219H24L25 221H26ZM37 219V218H36ZM38 219V220H39ZM111 219V218H110ZM118 219V218H117ZM145 219V218H144ZM205 219V218H204ZM231 219V218H230ZM24 220H22V222L24 221ZM42 220V219H41ZM51 220V219H50ZM107 220H109V219H107ZM118 220H120V219H118ZM151 220V219H150ZM157 220H158V218H157ZM164 220V219H163ZM177 220V219H176ZM193 220V219H192ZM196 220V219H195ZM208 220V219H207ZM218 220V219H217ZM232 220V219H231ZM247 220V219H246ZM250 220V219H249ZM260 220H261V218H260ZM263 220V219H262ZM30 221H32V220H30ZM61 221V220H60ZM115 221V220H114ZM130 221V220H129ZM134 221V220H133ZM166 221V220H165ZM167 221H169V219L167 220ZM166 221V222H167ZM172 221V220H171ZM178 221V220H177ZM177 221H175L176 223H179V222H177ZM230 221V220H229ZM241 221V220H240ZM248 221V220H247ZM246 221V222H247ZM28 221H26V222H24L23 223V225H21V227L23 226V227H25V225L27 226V223ZM34 222V221H33ZM32 222V223H33ZM39 222V221H38ZM146 222V221H145ZM173 222V221H172ZM183 222V221H182ZM194 221H192V223H193ZM203 222V221H202ZM201 222V223H202ZM218 222H220V221H218ZM244 222V221H243ZM31 223V222H30ZM40 223V222H39ZM50 223H52V221H50ZM107 223V222H106ZM116 223V222H115ZM118 223V222H117ZM128 223V222H127ZM161 223V222H160ZM164 223V222H163ZM189 223V222H188ZM206 223H207V221H206ZM212 223L214 224V222L212 221ZM241 223H242V221H241ZM240 223V224H241ZM251 223V222H250ZM261 223V222H260ZM262 223H264V222H262ZM19 224H20V222H19ZM35 224V223H34ZM41 224V223H40ZM40 224H38V225H40ZM121 224V223H120ZM130 224V223H129ZM136 224V223H135ZM155 224V223H154ZM152 225V226H155L156 227V225ZM159 224V223H158ZM185 224V223H184ZM205 224V223H204ZM238 224V223H237ZM248 224H249V222H248ZM257 224V223H256ZM43 225V224H42ZM47 225H50V224H47ZM47 225H44V226H47ZM57 225V224H56ZM60 225H62V224H60ZM101 225H103V224H101ZM116 225V224H115ZM119 225V224H118ZM137 225V224H136ZM143 225V224H142ZM150 225V224H149ZM149 225L147 226L148 228H149ZM160 225V224H159ZM163 225V224H162ZM188 225V224H187ZM218 225H219V223H218ZM230 225H232V224H230ZM250 225H252V223L250 224ZM260 225V224H259ZM263 225V224H262ZM31 226V225H30ZM54 226V225H53ZM122 226V225H121ZM133 226V225H132ZM135 226V225H134ZM189 226H191V225H189ZM195 226V225H194ZM201 226V225H200ZM203 226H205V225H203ZM213 226H215V225H213ZM216 226H217V224H216ZM216 226H215V228H216ZM222 226V225H221ZM227 226V225H226ZM241 226V225H240ZM249 226V225H248ZM257 226H258V224H257ZM42 227V226H41ZM48 227V226H47ZM47 227H46V229H47ZM51 227V226H50ZM138 227V226H137ZM136 227V228H137ZM142 227V226H141ZM161 227L162 226H160V231H161ZM175 227V226H174ZM182 227V226H181ZM219 227V226H218ZM217 227V228H218ZM264 227V226H263ZM63 228V227H62ZM152 228V227H151ZM164 228V227H163ZM168 228V227H167ZM188 228V227H187ZM194 228V227H193ZM204 228H207V230L210 232V234H212V232H213V234H212V236L214 235V233H215V235H216V232H215V229H212V225H211V223H207V226L206 227H204ZM214 228V227H213ZM224 228V227H223ZM238 228V227H237ZM254 228V227H253ZM20 229V228H19ZM23 229V228H22ZM147 229V228H146ZM180 229V228H179ZM44 230H45V228H44ZM50 230V229H49ZM48 230V231H49ZM116 231L118 230L117 229V227H116V229H115ZM126 230H128V229H126ZM132 230V229H131ZM143 230H145V227H144V229ZM153 230V229H152ZM155 230V229H154ZM166 230V229H165ZM196 230H197V228H196ZM206 229H205V231H207ZM241 229H239V231H240ZM260 230V229H259ZM24 231H25V228H24ZM34 231H36L35 229H34ZM38 231H39V229H38ZM59 231V230H58ZM108 231V230H107ZM157 231H158V229H157ZM163 231V230H162ZM169 231V230H168ZM175 231V230H174ZM184 231V230H183ZM186 231V233H187V230H185ZM194 231V230H193ZM207 231V232H208ZM252 231V230H251ZM28 232V231H27ZM26 232V233H27ZM37 232V231H36ZM35 232V233H36ZM40 232V231H39ZM47 232V231H46ZM50 233L52 232V229H51V231H49ZM123 232V231H122ZM136 232V231H135ZM134 232V233H135ZM142 232V231H141ZM152 232V231H151ZM177 232V231H176ZM218 232H220V231H217V234H219ZM224 232V231H223ZM222 231H221V233L220 234H222V236H223V233ZM243 232V231H242ZM250 232V231H249ZM28 233H30V232H28ZM43 233V232H42ZM127 233H128V231H127ZM131 233V232H130ZM133 233V232H132ZM133 233V234H134ZM147 233V232H146ZM152 233H154V232H152ZM160 233V232H159ZM169 233V232H168ZM179 233V232H178ZM185 233V232H184ZM195 233V232H194ZM193 232H192V234H194ZM231 233V232H230ZM245 233V232H244ZM244 233H242V234H244ZM260 233V232H259ZM34 234V233H33ZM126 233H124V235H125ZM191 234V233H190ZM200 234V233H199ZM204 234V233H203ZM241 234V235H242ZM247 234V232L245 233V235ZM249 234V233H248ZM251 234V233H250ZM253 234V233H252ZM255 234V233H254ZM28 235H30V234H28ZM36 235V234H35ZM42 235V234H41ZM131 235V234H130ZM176 235V234H175ZM181 235V234H180ZM183 235V234H182ZM181 235V236H182ZM214 235V236H215ZM225 235V234H224ZM232 235V234H231ZM21 236V235H20ZM43 236V235H42ZM45 236V235H44ZM51 236V235H50ZM52 236H53V239H54V237H57L56 235L54 236L53 234H52ZM52 236L50 237V238H52ZM126 236V235H125ZM166 236V235H165ZM170 236V235H169ZM178 236V235H177ZM188 236V235H187ZM190 236H193V235H190ZM198 236V235H197ZM211 236V235H210ZM211 236V237H212ZM217 236V235H216ZM16 237V236H15ZM23 237V236H22ZM32 237V236H31ZM41 237V236H40ZM60 237V236H59ZM155 237H156V235H155ZM167 237V236H166ZM165 237V238H166ZM171 237V236H170ZM196 237V236H195ZM218 237V236H217ZM231 237V236H230ZM233 237V236H232ZM239 237V236H238ZM241 237V236H240ZM243 237V236H242ZM246 237V236H245ZM248 237L250 238V236L248 235ZM255 237H256V234H255ZM1 238V237H0ZM3 238V237H2ZM60 238H62V237H60ZM113 238V237H112ZM134 238V237H133ZM133 238L131 239V237H129L128 239H129V242H127V246H128V249H130V251L133 253V255H134V257H135V259H136V261H137V263L138 264H152L153 263V261H152V255L153 254H155L154 252L155 251H157V250H159L158 248H159V246L157 245V244H159V243H157L156 245H155V247H145L146 245H141V244H139L138 242H139V240L136 242L135 241V239L133 240ZM168 238V237H167ZM189 238V237H188ZM191 238H194V237H191ZM197 238V237H196ZM222 238V237H221ZM221 238H218L219 240L221 239ZM235 238V237H234ZM4 239V238H3ZM36 239H37V237H36ZM35 239V237H33V238H31L30 239V243H29V247H28V263L27 264H48V262H44L43 260H46V259H43L42 258V256H41V254H40V249L38 248L39 246H38V243H37V240ZM43 239V238H42ZM47 239V238H46ZM84 239V238H83ZM82 239V240H83ZM139 239H140V236H139ZM155 239V238H154ZM175 239V238H174ZM205 239V238H204ZM232 238H229L228 236H225V238H223L222 240H221V242L222 243H224L225 245H226V247H228L229 249H230V251L232 250V251H234L235 252V248H234V246L232 245V240H231ZM244 239V238H243ZM115 240V239H114ZM146 240V239H145ZM164 240V239H163ZM171 239H167V241H170ZM177 240H179V239H177ZM187 240V239H186ZM235 240H237V239H235ZM255 240V239H254ZM261 240V242L259 243V246H260V244H261V246H262V244H264V234H262L261 236H259V239H258V241H260ZM2 241H4V240H2ZM1 241V239H0V250H4L3 252L4 253H7L9 250L5 247V246H7L6 244L4 245V243ZM11 241V240H10ZM17 241V240H16ZM23 241V240H22ZM39 241V240H38ZM42 241V240H41ZM52 242V240H50L49 239V243H51ZM55 241V240H54ZM60 241V240H59ZM64 241V240H63ZM78 241V240H77ZM143 241V240H142ZM147 242L149 241L148 239L146 240ZM145 241V242H146ZM162 241V240H161ZM173 241V240H172ZM175 241V240H174ZM183 241V240H182ZM245 241V240H244ZM251 241V240H250ZM249 241V242H250ZM6 242H8V240L6 241ZM12 242V241H11ZM44 242H45V238H44ZM46 242H47V240H46ZM60 242H62V241H60ZM59 242V243H60ZM73 242V241H72ZM72 242H71V244H72ZM87 242V241H86ZM86 242L84 243V244H86ZM88 242H91V240L90 241H88ZM87 242V243H88ZM94 242V241H93ZM96 242V241H95ZM146 242V243H147ZM192 243H194V241H191ZM252 242V241H251ZM21 243V242H20ZM23 243V242H22ZM42 243H43V241H42ZM54 243V242H53ZM56 243H57V241H56ZM58 243V244H59ZM64 243V242H63ZM78 243H79V241H78ZM80 243L82 244L83 242H81L80 241ZM99 243H100V241H99ZM142 243V242H141ZM151 243V242H150ZM149 243V244H150ZM163 243V242H162ZM162 243H160V245L162 244ZM166 243V242H165ZM165 243H163V244H165ZM206 243V242H205ZM213 243V242H212ZM242 243V242H241ZM8 244V243H7ZM46 243H44V245H45ZM65 244V243H64ZM91 244H92V242H91ZM101 244V243H100ZM108 244V243H107ZM169 244H170V242H169ZM191 244V243H190ZM21 245V244H20ZM41 245V244H40ZM57 244H55V246H56ZM62 245V244H61ZM93 245V244H92ZM96 245H98L97 243H96ZM151 245H152V243H151ZM196 245H198L197 243H196ZM200 245V244H199ZM207 245V244H206ZM205 245V246H206ZM11 246V245H10ZM26 246V245H25ZM59 246V245H58ZM65 246V245H64ZM87 246H88V244H87ZM89 246H91V245H89ZM88 246V247H89ZM99 246V245H98ZM101 246V245H100ZM164 246V245H163ZM192 246V245H191ZM237 246V245H236ZM246 246V245H245ZM249 246V245H248ZM259 246H256V248L258 247L259 248ZM260 246V247H261ZM47 247V246H46ZM53 247V246H52ZM73 247V246H72ZM77 247V246H76ZM75 247V248H76ZM114 247V246H113ZM161 247V246H160ZM166 247H167V245H166ZM166 247H165V249H166ZM178 247V246H177ZM194 247L196 248V246H195V244H194ZM208 247V246H207ZM212 247V246H211ZM210 247V248H211ZM216 247V246H215ZM214 247V248H215ZM219 247V246H218ZM218 247H216V248H218ZM223 247H225V246H223ZM240 247V246H239ZM252 247H254V245L252 246ZM263 247V246H262ZM21 248V247H20ZM25 248V247H24ZM48 248V247H47ZM58 248V247H57ZM74 248V249H75ZM79 248V247H78ZM91 248L93 249L94 248V246H91ZM90 248V249H91ZM95 248H97V249H99L97 246L95 247ZM94 248V249H95ZM110 248V247H109ZM117 248V247H116ZM126 248V247H125ZM180 248V247H179ZM184 248V247H183ZM199 248V247H198ZM234 248V249H233ZM241 248H242V246H241ZM246 248V247H245ZM257 248V249H258ZM6 249H7V251H6ZM10 249V248H9ZM14 249V248H13ZM51 249V248H50ZM89 249V248H88ZM87 249V247H86V245L84 246V247H82V248H80L79 250V252H80V254H81V251L84 253V254H87V252L88 251H90V250H88ZM91 249V250H92ZM161 249H163V248H160V250ZM165 249H163V250H165ZM170 249H171V247H170ZM182 249V248H181ZM204 249V248H203ZM202 249V250H203ZM206 249V248H205ZM220 249V248H219ZM225 249V248H224ZM238 249V248H237ZM247 249V248H246ZM255 249V248H254ZM256 249V250H257ZM12 250V249H11ZM23 250V249H22ZM47 250V249H46ZM63 250V249H62ZM76 250V249H75ZM125 250V249H124ZM199 250V249H198ZM228 250V249H227ZM241 250V249H240ZM263 250V249H262ZM6 251V252H5ZM14 251H16V248L14 249ZM24 251V250H23ZM23 251H21L22 252V254H23ZM50 251V250H49ZM66 252H68L69 250H65ZM95 251H96V249H95ZM94 251V252H95ZM100 251V250H99ZM98 251V252H99ZM166 251V250H165ZM169 251V250H168ZM174 251V250H173ZM205 251V250H204ZM210 251V250H209ZM216 251V250H215ZM224 251V250H223ZM250 251V250H249ZM1 252V251H0ZM17 252V251H16ZM16 252H12L11 253V251L9 252V253H7L6 255L8 256V260H9V264H26V262L24 261V260H26V258L25 259H23V261H24V263H23V261H22V257H20L21 255H19V254H17ZM20 252V251H19ZM43 252V251H42ZM59 251L58 250H56V254L58 253ZM66 252H63V253H61V254H63L61 257H63V259L64 260H66V262L68 261V260H70L69 259V257H71L70 255H66L67 253ZM73 252V251H72ZM101 252H103L102 250H101ZM158 252V251H157ZM185 252V251H184ZM207 252V251H206ZM217 252V251H216ZM221 252V251H220ZM219 252V253H220ZM227 252V251H226ZM238 252H239V250H238ZM263 252V251H262ZM16 253V254H15ZM45 253V252H44ZM44 253L42 254L43 256H44ZM48 253V252H47ZM51 253H52V249H51ZM82 253V254H83ZM92 253H93V251H92ZM103 253H105V252H103ZM159 253V252H158ZM157 253V254H158ZM167 253V252H166ZM183 253V252H182ZM188 253V252H187ZM192 253V252H191ZM207 253H210V252H207ZM212 253H213V251H212ZM218 253V252H217ZM216 253V254H217ZM222 253V252H221ZM232 253V252H231ZM236 253V252H235ZM251 253H253L252 251H251ZM256 253V252H255ZM254 253V254H255ZM54 254H55V252H54ZM53 254V255H54ZM56 254H55V257H56ZM60 254V255H61ZM69 254H71L72 255V253H69ZM79 254V255H80ZM81 254V255H82ZM95 254V253H94ZM97 254V253H96ZM107 254V253H106ZM111 254H112V252H111ZM114 254V253H113ZM169 254V253H168ZM178 254L180 255V253L178 252ZM228 254H229V252H228ZM233 254V253H232ZM238 254V253H237ZM19 255V256H18ZM46 255V254H45ZM75 255V254H74ZM91 255H93V254H87V256H86V258L84 259V260H82V263L81 264H99L98 262H97V258L95 259L94 258V256H91ZM103 255V254H102ZM105 255V254H104ZM121 255V254H120ZM129 255V254H128ZM162 255V254H161ZM186 255V254H185ZM197 255V254H196ZM199 255V254H198ZM217 255H220V254H217ZM223 255V254H222ZM242 255V254H241ZM26 255H24V257H25ZM49 256V255H48ZM52 256V255H51ZM69 256V257H68ZM76 256V255H75ZM183 256V255H182ZM188 255H186V257H187ZM190 256H191V254H190ZM201 256V255H200ZM216 256V255H215ZM230 256V255H229ZM232 256V255H231ZM230 256V257H231ZM240 255L238 254V257H239ZM243 256V255H242ZM257 256V255H256ZM255 256V258H257ZM259 256V255H258ZM261 256H263V255H261ZM23 257V258H24ZM27 257V256H26ZM58 257H60L59 255H58ZM58 257H56V258H58ZM73 257V256H72ZM84 257V256H83ZM122 257V256H121ZM176 257V256H175ZM198 257V256H197ZM217 257V256H216ZM216 257H215V259H216ZM220 257V256H219ZM250 257V256H249ZM252 257V256H251ZM260 257V256H259ZM6 257H4L3 256V259H5ZM21 258V259H20ZM48 258V257H47ZM49 258H50V256H49ZM53 258V257H52ZM51 258V259H52ZM55 258V259H56ZM79 258V256L77 257V259ZM82 258V257H81ZM101 258V257H100ZM107 258V257H106ZM182 258V257H181ZM185 258V257H184ZM196 258V257H195ZM202 258H203V256H202ZM2 259V260H3ZM60 259V258H59ZM58 259V261H60ZM111 259V258H110ZM113 259V258H112ZM120 259V258H119ZM122 259V258H121ZM120 259V260H121ZM183 259V258H182ZM190 259V258H189ZM194 259V258H193ZM213 259V258H212ZM225 259V257H223V260ZM246 259H247V255H246ZM259 259V258H258ZM261 259H262V257H261ZM7 260V259H6ZM5 260V261H6ZM48 260V259H47ZM75 260H76V258H75ZM104 260H106V259H104ZM107 260H108V258H107ZM116 260H117V258H116ZM115 260V261H116ZM119 260V261H120ZM164 260H165V258H164ZM168 260V259H167ZM180 260V259H179ZM195 260V259H194ZM198 260V259H197ZM200 260V259H199ZM209 260H211V259H209ZM238 260H239V258H238ZM241 260V259H240ZM245 260V259H244ZM4 261V260H3ZM2 261V262H3ZM51 262H52V260H50ZM57 261V262H58ZM170 261V260H169ZM182 261V260H181ZM192 261V260H191ZM214 261V260H213ZM218 261V260H217ZM222 261V260H221ZM234 261H236V260H234ZM247 261V260H246ZM250 261H252V259L250 260ZM53 262H55L54 260H53ZM69 262V261H68ZM106 262H108L109 263V261H106ZM105 262V263H106ZM112 262H114V259H113V261ZM195 262H197L196 260H195ZM202 262V261H201ZM207 262V261H206ZM211 262V261H210ZM215 262V261H214ZM218 262H220V261H218ZM228 262V261H227ZM243 262V261H242ZM241 262V263H242ZM248 262V261H247ZM261 262H263V261H261ZM260 262V263H261ZM60 263V262H59ZM79 263V262H78ZM122 263H124V262H122ZM183 263H184V260H183ZM200 263V262H199ZM204 263V262H203ZM221 263V262H220ZM224 263L226 264V262L224 261ZM229 263V262H228ZM227 263V264H228ZM250 263V262H249ZM7 264H8V261H7ZM53 264H55V263H53ZM102 264V263H101ZM125 264V263H124ZM130 264V263H129ZM169 264V263H168ZM173 264V263H172ZM176 264V263H175ZM182 264V263H181ZM197 264V263H196ZM200 264H202V263H200ZM214 264V263H213ZM222 264V263H221ZM231 264V263H230ZM238 264V263H237ZM246 264V263H245ZM258 264H259V262H258ZM263 264V263H262Z\"/></svg>",
  "mask_w": 264,
  "mask_h": 264
}]
</instances>
